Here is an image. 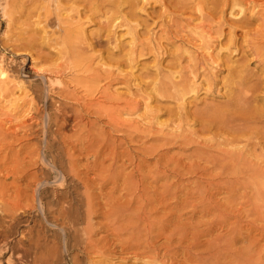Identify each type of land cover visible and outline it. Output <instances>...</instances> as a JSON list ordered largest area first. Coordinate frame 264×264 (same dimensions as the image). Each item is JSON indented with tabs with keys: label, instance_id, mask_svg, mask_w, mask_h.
Listing matches in <instances>:
<instances>
[{
	"label": "bare ground",
	"instance_id": "1",
	"mask_svg": "<svg viewBox=\"0 0 264 264\" xmlns=\"http://www.w3.org/2000/svg\"><path fill=\"white\" fill-rule=\"evenodd\" d=\"M41 1H43V0H41ZM139 1H142L141 3L144 4V3H149L150 0H44L43 2H40V0H27L28 5H29V9L25 13V16H24V15H22L24 13V10L22 9V11H20L19 9H16V7L21 6V7H19L20 9L21 8H24L25 1L24 2L23 1L22 2H19L17 0H0V8L2 10L1 12L3 14V18H5V19L8 18L9 21L19 20V23L21 22V24H19V25H21V26H22V22H23V20H21V16H24V17L27 18L28 16L31 17L32 14H34V13L37 12V15L38 14L39 15L42 14V17L43 18L41 16L40 17L43 19V21L45 23H49L48 22L49 19L52 18L51 15L52 14L55 15L54 17L56 19V27H57V29H55L56 28L55 26L53 28L54 30L53 29H50L49 28L50 26L52 27L53 25H55V22H54V24H53V21H52V23L50 22L51 24L49 23L50 26L48 27V29H50L52 31H50V34L47 35L48 40L47 41L46 40L45 41L42 40V41L46 42V44L47 43L50 44V46H51L53 43H58L61 40L58 44H55V45H59L60 46L59 47V51H58V49H56V51L59 52L58 54H61V55L63 54L64 57L67 58V60H65V58H63V56H62V59H64V61L63 60L60 61V62H64V63L66 61L67 66L66 67H63L62 66L63 65L62 63H61L62 65H56L58 63H56V64L53 63L55 65H51L49 63L51 65L50 67L48 66L47 68H42L41 66H38L39 69H36V70L34 69L36 71V73H38L39 75L42 74V75H40V76H42V81H43V78H46V80L44 79L45 81H43L46 84V86H45L44 83H43V85L46 87V92H45V88H44V92L46 94L45 96L48 95L47 94L48 93L47 92L48 87L55 85V86L58 87V89L56 91H57V94L59 95V97H63V98H66L68 100H71V104H72V101L76 102L77 103V106H79V107H77V110H79V109L81 111L83 109H85V110L86 109L92 110L93 112H91V113H93V115L94 114L99 115V114H101V112H103L104 114H107L106 117H108V119H107L108 121H106V123H104V124H107L108 123L111 126V129L114 130V132H118V131H121V130H123V131L126 130V131H124V132H126V134L128 133V131L132 132V134L129 133L127 135L124 133L125 134V135L123 134L125 136L124 138H126V136H127V138L130 139L129 141L131 142V144L132 143L133 144L135 143L136 145L137 144L138 145L140 144L137 147H140L138 149H139V151H141V154L142 153L143 154H146V155L149 154V155H151L152 157L155 158V161H153L154 162V164H153L154 167L153 168L152 167L151 168H146V167L149 166V163H148V165L144 166L145 165L144 162H147L146 159H142V160L136 161V157H134L135 155H131L130 152H129V149H128V151H124L123 150V146L124 145L121 144V146H119V149H120V147H122V152L121 153L120 152L118 153V151L115 150V147L116 146L112 148L113 145L111 144L112 146H110V144H108L106 142V144L103 146L104 148H102L101 146L100 147L102 149H104L103 151H108L109 152V156H108L107 153L103 154L105 156H108V158L110 159V161H108L109 164H107V165L104 164L105 157H103V155H102L103 151L100 154H98L99 151H101V148H100V150L97 149L98 150L97 153H96L97 150L94 148L96 151L93 152V149H91L92 150L91 152L96 153V155H98V158L100 157V155H102V158H104V159L102 161V159L100 158L101 159L100 160L101 163H100V161L98 159V162L100 164H97L96 163V161H95L96 159L94 161H92V163H90L91 165L85 163V165L87 164L86 167H85L87 169V171L83 172L81 170V168L78 167L79 166V165H77L78 163L76 162L77 164H75V162H73V159H72L71 155L69 153H67L66 156H67L68 162H67V165H66L65 162H64L66 160H64L63 161L64 162V165L68 166V174H70L73 177L72 179H74L75 182H77L78 184H80L82 188L78 185V189H79V187L81 188L80 190H78L75 186H73L72 187V191H68V192L66 191L68 193V195H66L67 193L65 195H62L63 194L62 192H61L62 194H60L59 192L55 191V192H53V198L51 197L52 200L50 202L48 200V204L46 203V205H45V206H48V207H46V209L49 210L50 213L52 214V215H49L50 217L52 216V219H51L52 221H50V223L52 225L51 224L50 225L52 227L53 226L59 227L60 232L62 233V235L64 237V241H63L64 242V247L67 248V247H74V246H76L78 248V250H77L76 253H73L72 255L71 254L70 255L67 254V260H66L67 263L66 264H109V263H111L110 261L108 263V260H109V258H111V256L109 257L106 254L107 250L111 246H109V243H108V241L106 242V240H105V243L103 242V244L101 245V242L104 239H110L109 236L110 237L112 236V238H111L112 242L110 243V245L116 244V243L119 244L118 246H120V249H118V247L116 248V249H118V251H120L122 253H128V255H130V256L132 255V257H133L134 260H136V261L138 260V262L140 261L142 264H150V263L164 264L165 263V262H163V259L162 258H161L162 260L159 258L160 257L159 256L160 251H156V247L155 246L157 244L156 245L154 244V240L152 238L153 236L151 237V233H152V231H153V233H155V230L157 229L156 230L157 231L156 233L158 235H164V233L166 231L165 230L166 227L164 225L162 226L160 224L157 225L155 223V221H152V220H151V222H148L147 223V219H148V217L150 215L149 216L148 215L147 216L146 215H143L142 216L143 213H141V216H137L136 211L140 207H135L134 206L135 208H132V210H130V211L133 212V214L132 213L131 214H125L124 211H123V209L120 207L121 205L118 206L120 204V196H118V195L116 196V194H115V192L117 190L119 191V188L121 186L123 187V189L125 187H128V189L133 187L132 189H134V187L137 186L138 192H140L139 196L141 195L142 197L141 196L140 197L141 198H144L145 202L143 200L142 201L144 203H147V205H148V203H164V202H166L167 198L168 199L171 198V197H168L169 196L168 194H169V192L171 191L172 188L174 190V192H173V194H174V202L173 203H176V207H177V210L179 212H180L179 207L180 206H183V204L185 205V203H189L188 205L191 206V203L192 204L193 203H196L195 207H196L197 212H198L197 214H199V217H200V218L199 217L198 218L201 219V222H200V220L198 222H200L201 224L202 223H204V224L206 223V225H207V226H205L203 224L204 227H206V228L202 229L200 232H196V233H199V236H200L199 239H201V236L202 237H205V235H209V234H206L209 231H210V233H212L213 230L216 227H222V228L224 227L225 230H226V232L224 233V235L220 239L212 240V239H209L210 236H208V238H206V240L209 239L207 242L206 241L201 242V240L203 238L200 241H198V244L196 243V241H197L198 238H196V240L194 241L195 244H197L196 246H199L198 248H200V252L198 253V258H199V260H202L203 262L206 261L205 264L208 262V259L210 261V259L213 258V257L214 258H217V259H220L221 258L223 260L232 261V262H234V264H236L235 261H237V264H264V110L260 108L261 105H257L256 104V106H254L255 103L253 102V101L256 102L257 100L261 99V97H260L261 96L260 95L261 93H259L260 90L258 91L259 94L256 93L257 92L256 91V92L250 93L249 95H248V92L249 91H247V92L244 91V89H245L244 88V85L249 80H252L251 79V76L253 77V74L252 75L249 74V73L247 74L246 71H245V68H243V66H236L235 65V66H232L231 67L230 65L225 64L226 63V61H225V63H222V64L226 67V71L227 72L226 71L225 72L227 74L225 73L226 76H223L224 77L223 80L220 81V82H222V84H220L221 85V88H224V91L222 92V94L225 96L224 101H222L221 104L218 103L219 104V105L217 104L218 106L208 105L207 103H205V101L204 102L202 101L204 104L202 103V105H201L199 103L201 105V107H199V108L196 107L193 110H190V108H188L189 106L188 107H185V105H186L185 103H184L185 105L183 104V102H184V100H185V98H186L187 95H189V94L191 95V93H192L195 96V94L197 95L198 91L201 89L202 84L201 83H197L196 84V81L195 80L201 79L200 82L202 81V82H204V84H206V87L202 88L203 91H208V92H210L209 90L214 89L218 85V83H219L218 80H216V79H218L216 76L219 73L218 74L212 73L211 70H209V65L212 64V63H214V65H215L216 59H219V61H222V60H220V58H218L220 56V54H222V53L218 52L220 50H218V51L216 50L217 53H215L216 52L215 51L214 52L215 54H213V51H214L213 49L214 48H213L212 37H211L212 34L217 35V38H220V37H224L225 36L226 32L225 33L223 32V28L221 27L222 26L221 23L219 21H217V25L215 27H212L211 25H207V29L206 30H204V26H202V25L199 26L200 28L197 31L199 42H196V43H198V46H197L196 49L191 50V52L193 51V54L192 55H190L191 54V52H190L189 53L190 56H186V57H188L186 64H184V65H182L183 63L181 64V60H183V58H184L185 55H183L184 53L182 54L181 51H183V50L180 49L181 51H179V52H181V53H178V54L176 53L177 55L175 57L174 56H171L172 57V60L170 59L171 61H169V63L166 66H164L167 69V71H168L167 73L168 74L167 75H164V74L159 75L162 72L157 73V75H159V76H157V78H155L156 80L155 79H152V80H154V81H151L153 84L150 83V82L146 83L148 85H149V83L151 84L152 90L155 92L156 95H158V96L160 95V97L161 96L162 97L163 96L164 97L167 96V97H170V98L174 99V101H177V102L180 101V103H182V104H180V106L178 108L175 107V109H177V110H172L173 112L170 111V114L172 113L171 116L168 113L169 114V117H170L169 122L162 123V122H159L158 121L159 123L157 124V121H156V124H154V125H156V126L159 125V127H156L157 129H154L155 126L153 128H152V126H149V123H151L150 121H153V120L155 121V119H153V118H151L153 120H151L149 118L150 121H148V125L147 126H141L142 124L139 123L140 121L138 122L139 124H135L136 122H133L134 124L132 123L133 124L132 125L131 123L126 122L125 120L124 121L122 119L120 120L119 116L122 114L121 111H123L125 109H127V110H129V109L130 110H135V107L137 105H131L132 102L131 103L128 102L130 100L125 101L126 99L121 104L118 100H121V102H122V100H123L122 98L119 99V97L118 98L115 97L112 93H110V92L108 93V91H106L104 89L103 90L100 89L101 82H103V80H106L107 78H109L111 75H114V73L112 74V72H113V71H111L112 69L110 70V67L111 66H108L109 69L107 67H104V68H107L108 70H106V69L103 70V68H101L102 70L101 69H99V70H95L94 69L95 71H93V70H91V68H93V67L90 68L89 66H86V64L84 65V62H85L84 60L87 58V57H85L87 55V53L84 54L85 51H86L85 48H87V49L88 48L93 49L97 45H101L103 43L104 44H106V43L110 44L113 41L112 40V39H114L113 38V35L116 32L114 29L115 28H118V26H122L123 24L124 25L126 24V26L129 24L127 22L128 20L127 19H126L127 21L125 20V16L126 15L132 16L134 14L133 13L134 12V8L136 6H138ZM18 2H19V4H18ZM243 3H245V5L247 3V6H248V4H250L251 6H254L255 3H256V0H168L167 5L166 4L163 5V9H164V13L165 12H168V14H170V15L172 14V17L169 18V21L171 23L175 24L176 23V19H175L176 18V11H185L186 12L187 9H190V12H191V11H193L192 9H193L194 6H198L197 7L198 8L197 10L199 11V15L198 16L203 21H210L213 18L211 15L214 14V13H217V12H220L221 15H223L228 8L230 9L229 10L230 11L229 13H232V12L235 11L237 13V15L238 14L240 15V13H241V14H243L245 16L244 10H240L239 9L240 8V5H242ZM76 4H79L80 6L79 5L76 6ZM205 5L208 6V7H206L208 9V13L207 14L206 13L205 14L203 13L204 6ZM14 6H16V7H14ZM98 6H101V7L108 6V9H106V12L107 13L110 12L111 14L108 15L109 17L105 15V17H107L105 19L106 20L105 23L104 24H101L100 23L101 26L96 30L97 31V33L95 34L96 36L94 35V33L92 34V37H93V35H94V37L92 39H90V40H93L94 39V41L93 42H88L87 43V46H85L84 43H83V41L85 40V38L82 35L83 29L80 28V27L77 29L75 27V25H74L75 24L74 23L75 21L73 23L71 22L72 21L71 19H73L74 17L71 18V19L69 18L71 16L70 13L73 12V11H75V14L76 15L73 14L74 12L72 14L74 16H77L78 19L76 17L75 18H76V21L79 23L80 22L79 10L81 12L82 9L83 10L85 9V10H87L89 12V16H91L92 14L95 13L94 10ZM123 6H125V7L127 6V8H125L126 9L125 12H123ZM237 7H239L238 8L239 11L236 10ZM171 8L173 10H170ZM194 9H196V8H194ZM245 10H246V8H245ZM62 11L64 13H66V16H67V13H69V16H67L68 19L66 17L63 18V19L66 18L67 19V20L65 19L66 21H64L63 19H61L62 17L60 18V16L62 15L60 12H62ZM95 11L97 13V10H95ZM40 12H42V13H40ZM239 15H238V17H239ZM89 16H87V17L89 18ZM87 17L85 18L86 20H87ZM35 18H36V14H35ZM41 18H39V20ZM242 18H245L246 19V17H241V18H238L236 21L237 22H243L244 20H242ZM23 19H25V18H23ZM39 20H37V21H39ZM246 20H248V18ZM247 22H246V24H247ZM249 22H250V20H249ZM12 23H13V21H12ZM34 23H35V21H34ZM39 23H40V21H39ZM39 23L37 22L36 23V26ZM45 23L43 24L44 27H45ZM261 23L262 22L260 21V24ZM205 24H207V23L205 22ZM246 24L245 23L243 25L240 24V26L243 27ZM262 25H263L262 31L261 30H258V29L261 28L260 26H259L260 28H257L256 30L260 31L263 34L264 33V23ZM10 26H12V25H10ZM34 26H35V24H34ZM160 26L163 27L164 24H160ZM8 27H9V25H8ZM44 27H43V29H45ZM229 27H228V29H229ZM13 28H12V30H13ZM17 29H18V27H17ZM34 29H35V27H34ZM34 29H33V31H35ZM40 29H42V28H40ZM48 29H47V31H49ZM232 29H234V28H232ZM9 30H10V28H9ZM162 30H163V28H161V31ZM195 30H196V27H195ZM230 30H231V27H230ZM25 31H27V29ZM130 31H133V30H130ZM227 31H229V30H227ZM247 31L249 32V30H247ZM38 33H40V32H38ZM229 33H230V35H229L230 37L229 38L227 37L228 36L227 34L225 36V37L228 38L226 40L228 42L227 43L226 42H223V43H226L225 45H223L224 46L223 49L224 50H228V51L230 50V48L232 46L236 47V45H237L236 44L237 43L236 42L237 39H235L236 38V35L233 34V31L232 30L229 31ZM251 33L249 32L248 33V36H249V34L251 35ZM253 33H255V32H253ZM14 34H16V33H14ZM43 34H46V32H44ZM55 34H59V35H56L55 36ZM231 34L234 35L235 37L234 36H231ZM16 35H21L20 34V31H19V34H16ZM34 35H35V33H34ZM34 35H30V36L28 35L29 36V39H27L25 37L27 40H26V42L23 40L24 41L23 43H20V42H22L20 40H19L20 42L16 43L15 45H14V41L15 40L11 41L13 44L11 42H9L8 44L11 43V45H10L11 48L9 47V45L7 46V45H4V43H3V45H4V46H2L3 48L7 46V47H9L11 49V51H9V53H8V50L6 49L7 47L5 48L7 51L3 50V52H1V48H2L1 45L2 44L0 45V95L1 94L2 95H6V93L9 95V93L7 92L10 89L9 88V85L13 84L12 81H15V78L13 80H11V76L13 77V76L17 75L18 78L22 79L21 77L23 75L21 77H19V76L21 75L20 74V71H23V68H24V66H21L20 64H19L20 65V68H18L19 67V65H18V67H17L18 69H15V67H13L14 70H13V68L10 67V65H7V66L4 65V66H2V60L6 56L5 54H8V55L9 54H12V55L18 56V53L14 54L15 51H18L21 48H23L25 50L31 48V47H28V46H31L33 43L35 44V42L37 41L36 36H34ZM135 35H136V32H135ZM135 35H133V38H134ZM9 36H10V33H9ZM9 36H8V38H9ZM24 36L25 35H22L20 37L23 38ZM40 36H41V33H40ZM245 36L246 35H244V37ZM256 36H260V33H257L256 35H253V36L251 35L247 39L245 38L244 42L247 44L248 48H244V50L245 49H248V51H244L242 49V52H249L252 55L254 54L259 59L261 57L264 58V48L261 47V45H260L261 42H260V44L258 42H255L256 41V38H255ZM15 37H17V36H14V38ZM20 37H19V39H20ZM58 37H62V38L57 42V38ZM40 38H38L39 41H40ZM43 38H45V37H43ZM237 38H239V36ZM261 38L262 37H260V39ZM10 40H12V39H10ZM134 41H136L135 38H134ZM138 41H140V40H138ZM220 41H221L220 43H222V40H220ZM156 44H154L152 42H148V43H145L144 42L143 43V41L142 42H138V43L135 42V43H133V45L131 44L132 47H130L131 54H129V58H128L129 61H131L133 63L135 61V59L137 58V56H144L145 54L150 53V50H154V49L157 50L158 47L161 48L160 46H158ZM240 44H241V42H240ZM35 45H37V44H35ZM42 46H44V45H42V43H41L38 47L41 49ZM240 47H241V45H240ZM218 48L220 49L219 46L217 47V49ZM32 49H29V50H32ZM34 49H35V47H34ZM36 49H38V48L36 47ZM231 50H233V49H231ZM239 50H241V49H239ZM39 51L40 50H38V52ZM237 51H238V49H237ZM25 52H22L21 51L20 56L21 55H27V54H25ZM38 52L36 54L34 53V55H37ZM176 52H178V51L176 50ZM32 53H30L29 55H31ZM229 53H232V51L229 52ZM89 54H90V52H89ZM240 54H238V56ZM39 55L40 56H43V55L45 56V54L42 55V52H39ZM91 55H90V57H91ZM31 56L33 57V55H31ZM46 56H47V54H46ZM109 56H110V59L109 60H112L113 59L112 57H114L113 53L112 54H109ZM240 56L242 58L244 57L243 54L240 55ZM59 57H61V56H59ZM227 57H229L228 54H227ZM227 57H226V59H227ZM49 58L46 57V59H48V60H49ZM121 58H123V57H121ZM237 58H236V60H237ZM6 59H7V57H6ZM12 59L9 58V62L7 61L8 64L11 63V62H13ZM23 59H24V57H23ZM86 60H88V59H86ZM90 60L92 61V59H90ZM114 60H115V58H114ZM239 60L242 61V59H239ZM246 60H247V58H246ZM118 61H120V60L118 59ZM183 61H185V60H183ZM234 61H235V59H234ZM238 61H237V63H239ZM243 61H245V57H244ZM248 61L249 60H247V62ZM24 62L25 61H23V63ZM44 62H46V61H44ZM88 62H87V64H88ZM114 62H113V65H114ZM227 62H228V59H227ZM247 62H245V63H247ZM23 63L21 62V64H23ZM118 63H121V62H117V64ZM229 63H231V62H229ZM237 63L235 62V64H237ZM122 64H123V62H122ZM241 64H243V62H241ZM34 65L37 66L36 64H34ZM34 65H33V67H34ZM115 65H116V63H115ZM129 65H127V66H129ZM96 66L98 68L101 65H99V66L96 65ZM96 66H95V68H96ZM224 66H222V67H224ZM245 66L247 67V65H245ZM65 68L67 70L71 71L70 73H73L71 75V77L69 78V80L67 79L68 81L61 80V79L64 78L63 76H62L63 78H56V77H52V78L48 77L47 78V77H45L43 75V73H50V74H53V75L54 74H57V73H62L64 70H66ZM116 68H119V67H116ZM214 70H216V67H215ZM217 71L219 72L220 70L217 69ZM185 72H187V73H185ZM76 73H80V75H83V76H80L79 74H76ZM25 74H28V73H25ZM29 74H30V72H29ZM84 74H87V75L84 76ZM30 75H32V74H30ZM173 76H176L177 79L176 80H173ZM190 77H191V80H190ZM255 77H257V76H255ZM65 79L66 78H64V80ZM115 79H116V77H115ZM115 79H113V80H115ZM28 80H32V79L29 78ZM33 80H35V79L33 78ZM254 80L256 82L258 80V78L254 79ZM107 81H108V79H107ZM252 82H249V85H250V83L252 84ZM20 83H23V82L20 81ZM28 83H30V82H28ZM33 83H35V82H33ZM70 83L72 84V86L76 87V90L80 89L82 91V92L80 91L81 94L83 93V94H85V96H91L92 97V95L94 96L95 94H98L99 100L96 98L97 101L92 102V98L93 97L91 98V101H88L87 97H86L87 101L84 100L82 97H80V95H79L80 93L78 94L79 96L77 95V93L74 90V88L73 89H70L69 88L71 86ZM69 84H70V86H68ZM247 84H246V86H247ZM253 84L257 87V86H259L258 84H260V81H258V84H257V82L256 83H253ZM43 85H42V87H43ZM104 85H106V84H104ZM13 86H15V84ZM16 86H17V84H16ZM149 86H148V88H149ZM10 87H12V86H10ZM101 87H103V86H101ZM218 87H220V86H218ZM250 87H252V86H250ZM28 88L29 87H27V89ZM35 88H33V89H35ZM247 88L249 90V87H246V90H247ZM261 88H263V87H261ZM19 89H21V88H19ZM36 89H38V88H36ZM253 89L254 88H252L251 90H253ZM29 90H30V88H29ZM42 90H43V88H42ZM217 90L219 91L221 89L217 88ZM255 90H258V89H255ZM10 91L11 90H9V92ZM24 91L25 90H23V94H24ZM37 91H35V93ZM40 91L41 90H39V92H38V96H41L42 95V94L39 95ZM32 92H34V91H32ZM25 93H26V91H25ZM29 93H31V92H29ZM151 94L152 93L150 92V95ZM26 95H28V94H26ZM32 95H30V97ZM82 96H84V95H82ZM147 96H148V98H150L149 97V94ZM147 96H145V97H147ZM5 97L8 98V96H5ZM153 97L155 98V95L152 96V98ZM32 98H33V96H32ZM63 98H61V99H63ZM148 98H146V99H148ZM213 98H215V97H213ZM34 99L35 98H33L32 100H34ZM39 99L38 100L35 99L36 102L37 101H40ZM203 99H205V98H203ZM46 100L44 99V101H46ZM149 100H151V99H149ZM64 101H66V100H64ZM185 101H187V100H185ZM28 102H27L28 105L30 103H32V102H30V103H28ZM50 102H51V100H50ZM59 102H61V101H59ZM177 102H176V104H177ZM39 103L40 102H38V104ZM44 103H46V102H44ZM52 103L53 102H51L50 104H52ZM144 103H146V102H144ZM186 103H188V102H186ZM133 104H134V101H133ZM138 104H139V102H138ZM62 105H64V104H62ZM62 105H60V107L61 108H64ZM67 105H68V103L67 104L65 103V106H67ZM257 106H260V107H257ZM29 107H30V105H29ZM46 107H47V105H46ZM60 107L58 106L57 108H60ZM33 108H34V106H33ZM42 108H40V109H42ZM47 108H49V107H47ZM75 108H73V109H75ZM27 109H28V107H27ZM36 109L38 110L39 107L36 108ZM33 110H35V109H33ZM59 110H61V109H59ZM7 111H8V109H7ZM53 111L56 112L55 110H53ZM71 111H72V109H71ZM26 112L23 111V113H26ZM120 112H121V114H120ZM88 113H90V112H88ZM72 114L73 113H71L69 115H72ZM75 115H76V113H75ZM78 115H79V112H78ZM24 116H26V115H24ZM62 116H64V115H62ZM151 116H152V114H151ZM151 116H149V117H151ZM26 117H28V115ZM37 117L38 116H36V118ZM76 117H77V115H76ZM81 117L82 116L80 114V118ZM99 117L101 118L102 116L99 115ZM43 118H44V116H43ZM53 119H55V118H53ZM81 119H83V118H81ZM190 119L193 120V121L191 120L192 122H196L198 124V128H199V129H197L198 131H201V132H204V133L209 134V137L208 138H205V139H203L204 137H201L202 139H199V138L198 139H194V136L193 135H190V133H189L190 131L187 132L190 129L189 125H187L189 128H184L185 127L184 124H188V121ZM4 120L2 119V121H4ZM76 120H77V118H76ZM37 121H38V118H37ZM63 121H64V119H63ZM191 121H190V123H191ZM0 122H1V120H0ZM26 122L27 121H25V123ZM62 122H60V123L62 124ZM64 122H67V121H64ZM84 122L85 121H82V123H84ZM91 122H93V121H91ZM91 122H89V123L90 124H94V126H95V123L96 122L95 123H91ZM25 123H23V121H22L21 124L23 125ZM28 123L30 124V122H28ZM76 123H77V121H76ZM82 123H81V126H82ZM196 123H195V125H196ZM1 124H2V122H1ZM64 124H67V123H64ZM44 125H45V123H44ZM62 125H59V126H56V127H58V129H60V128H62ZM83 125H85V124H83ZM152 125H153V123H152ZM170 125H171V128H168V127H170ZM3 126H4V124H3ZM30 126H27V127H30ZM39 126H40V124H39ZM190 126H192V125L190 124ZM24 127H26V125H24ZM42 127H44V126H42ZM102 127H103V130H104V126H102ZM32 128H34V127H32ZM65 128L66 127L62 128V129H65ZM108 128H110V127H108ZM1 129H2V127H0V131H1ZM47 129H49V128H47ZM58 129L56 128V131ZM71 129H72V127H71ZM73 129H76V127H73ZM82 129H83V127H82ZM25 130H27V129H25ZM78 130H80V129L78 128ZM83 130H84L83 132H88L89 129L87 131H85V129H83ZM106 130H107V128H106ZM29 131H31V129ZM40 131H41V129H40ZM76 131H77V129H76ZM192 131H194V129ZM51 132H52V130H51ZM101 132H103V131H101ZM107 132H108V130H107ZM2 133H5V132H2ZM2 133H1V135H2ZM12 133H11V135H9V133L7 135H9V137L10 136H14V135H12ZM44 133H45V131H44ZM65 133L66 132L64 130V133L63 134H65ZM108 133H111V132L109 131ZM193 133L195 134V132H193ZM73 134L76 135L77 133L75 132ZM119 134H120V132H119ZM4 135H2V136H4ZM7 135H5V136H7ZM77 135H79V134H77ZM85 135L86 134L83 135L84 138H85ZM95 135H97V134H95ZM104 135H105V132H104ZM198 135L200 136V134H198ZM2 136H0L1 142L3 140L1 138ZM16 136H15V138H16ZM51 136H54V135L51 134ZM65 136H63V137L65 138ZM81 136L82 135H80V137ZM107 136L109 137L110 135L107 134ZM59 137H62V135L59 136ZM76 137L77 136H75V139H76ZM133 137H135V138H133ZM5 138H8V137H5ZM102 138H103V136L101 137V139ZM110 138H112V137H110ZM90 139H91V137H90ZM104 139H105V137H104ZM135 139H138V140H135ZM65 140L66 141L68 140L67 137H66ZM65 140H64V142H65ZM111 140L114 141V138L111 139ZM76 141H77V139H76ZM82 141L83 142H79L78 141V143H81L82 145H84L83 143H85V142H84V140H82ZM96 141H99V138ZM117 141H119V140L117 139ZM122 141H124V140L122 139ZM149 141H151L152 144ZM173 141H174V143L177 142V141H179V142H181L184 145L187 144V145L192 146V148H190L192 150V152L188 153V155L186 156V160L187 161L186 160H183L182 158L180 159V158H177V157H175V158L174 157H172V158H170V157L166 158L165 157L166 154L165 155L162 154L163 152L160 153L161 148H163L164 146L170 144V142L173 143ZM243 141L245 142V144L239 146V144L241 142H243ZM124 142L127 143V139ZM124 142H123V144H125ZM45 143H46V141H45ZM73 143H75V142H73ZM73 143H72V145H73ZM155 143L157 145H154ZM158 143H160V144H158ZM178 143H177V145H178ZM92 144H97V143L94 142ZM92 144H90L87 148L94 147V145L92 146ZM97 145L99 146L100 144H97ZM114 145H117V144H114ZM29 146H26V147L29 148ZM34 146H33V148H34ZM37 146H38V144H37ZM60 146H62V145H60ZM73 146H75V145H73ZM170 146L172 147L171 144H170ZM170 146H169V148H170ZM57 147L59 148V145ZM82 147L83 146H81V148ZM42 148L44 149V147H42ZM83 148H85V147H83ZM22 149H23V147H22ZM22 149L20 148L18 151H21ZM54 149H56V148H54ZM31 150H33V149L31 148ZM47 150H46V152H47ZM50 150H51V148H50ZM58 150H61V148L58 149ZM74 150H73V152H74ZM0 152H1V150H0ZM23 152H30L31 153L33 151H30V149L28 151H25V149H24ZM39 152L40 151H38L37 156H38ZM91 152L90 153L87 152V153L88 154H91ZM5 153H7V152H5ZM17 154H15L16 155V159L18 158V155L19 154H20L19 158H21V153L19 152V154L18 155ZM26 154H24V155H26ZM65 154H66V152H65ZM82 154L85 155V153H82ZM27 155L29 157L30 154H27ZM32 155L33 154L30 155L31 156V159L30 160L33 159L32 158L33 157ZM3 156H0V157L3 158ZM23 156H22V158H25ZM79 156H81V155H79ZM93 156H94V154H93ZM13 157L15 159V156L14 155H13ZM44 157H45V154H44ZM75 157H76V154H75ZM85 157H86V155H85ZM124 157L126 159H123ZM148 157H150V156H148ZM2 158H0V159H2ZM51 158H53V157H51ZM58 158H59V156H58ZM108 158H107V160H108ZM45 159H47V157ZM76 159H77V157H76ZM7 160L10 161L11 159H7ZM7 160H5V161H7ZM15 160H14V162H15ZM17 160H16V163H17ZM22 160H24V159H22ZM25 160H26V158H25ZM30 160L28 159V161H30ZM37 160H38V158H37ZM61 160H59V161H61ZM81 160H83V159H81ZM81 160H80V162H81ZM91 160H93V159H91ZM119 160L121 161V163L120 164H117V162ZM21 161L18 162V164H17L18 167L22 164ZM59 161L57 160V163H59ZM125 161L127 163H125ZM184 161H186V162H184ZM14 162L12 163V164H14L13 165V171L15 169L14 166H16ZM32 162H31L30 165H34V164H36V162H38V164H40L39 161H33L32 160ZM6 163L7 162H5V164ZM19 163H20V165H19ZM23 163H24V161H23ZM55 163L56 162H54L53 160H50V161L48 160V163H46V165H47V167L51 171H54V170L56 171L55 168L57 167L56 166L57 163L56 164ZM60 163H62V162H60ZM82 163H84V161L81 162V164ZM5 164L2 165V166L4 167ZM24 164H22V166ZM44 164L45 163H43V165ZM127 164L128 165H132V164L134 165L132 167L131 171L129 170L130 172L128 171V168H127L128 173H126V170H125L126 169L125 166ZM26 165H27V163H26ZM36 165H34V166L36 167ZM27 166L25 168L28 169L29 167H27ZM59 166L62 168L63 165L62 166L59 165ZM18 167L16 166V169ZM20 168H22V167L20 166ZM25 168L23 166V169L24 170H25ZM85 168H82V169H85ZM23 169H21V170H23ZM62 169L64 170V172H62L63 171ZM62 169H60L62 171L60 172L59 178L56 177V179L54 181H49V177L50 176H48V175H45L44 176L43 174H40V176H39L38 175V172H34V170L31 173H28L27 172L26 174H24L25 176H27V179H26V181H23V180L22 181L23 182H26V183H24V185H26L27 187H29L28 185L31 182H35V183L37 182V185L36 186H38V189L40 188L39 190H41V192L50 183H54V185L55 184H59V185H57L58 187H55L56 189L59 188V187L62 188L64 186V182H62V181L64 180V176L63 175L65 173V169L64 168H62ZM4 170H5V168H4ZM17 170H20V169H17ZM58 170L59 169H57V171ZM89 170H91V171H94V170L96 171L97 170L98 175L96 177H92V176L91 177H88V171ZM40 171H44V169H42ZM45 171H47V170H45ZM124 171H125L126 174L124 173ZM17 172L15 170L14 171V174H16ZM183 172H185V173H183ZM19 173H20V171H19ZM95 173H93L92 175H94ZM171 173L174 174L173 175L174 180H173L172 177L171 178L169 177V175ZM186 173L187 174H192V176H193V173L194 174H197V178L193 182V184L196 187V189L194 190V192H193V189H192L191 192L189 190L190 194L191 193L192 194L189 195V193H188L189 196L187 198L185 197L183 199L182 198V195H181L182 190H183V188H185L186 190L188 189V186H187V188L185 187L186 186L185 184L187 183V181L184 184L183 183V179H182V175H185ZM45 174H47V173L45 172ZM66 174H67V172H66ZM20 175H18V176L19 177H21V176L23 177V175H21V176ZM183 177H185V176H183ZM194 178H188V179H192L193 180ZM19 179H21V178H19ZM169 179H171L172 181H170ZM24 180H25V178H24ZM27 180H28V182H27ZM51 180H52V178H51ZM161 180L162 181L164 180V182H161ZM189 183L190 182H188L187 184H189ZM67 186H70V185H67ZM26 188L24 190L22 188V191H24V193H25ZM29 188H31V187H29ZM29 188H27V189L29 190ZM60 188H59V190H60ZM67 188H65V189H67ZM106 188L108 189V191L106 190ZM46 190H48V188ZM69 190H71V189H69ZM31 191L29 193H28V191H26V193H28L30 195H33ZM187 192H188V190H187ZM26 193H25V195L23 194L24 197L26 196ZM35 193H37V192H35ZM44 193H46V191ZM129 193H131V192H129ZM184 193L185 192H183V194ZM2 194L3 193L1 192L0 198L2 197V199H3L4 196H2ZM132 194H134V193H131V195H129V196H131L130 199L127 197L129 199V202H131L133 200V195ZM218 194H221V195L223 194L222 196H218L219 198L222 197V201L220 200L221 198L219 199L217 197ZM34 195H37V194H34ZM40 195H43V193L40 194ZM51 196H52V194H51ZM30 197H33V196H27V200H29ZM51 198H49V199H51ZM39 200H40V198H39ZM39 200H37V201H39ZM31 201L29 203H31ZM140 201L141 200H139V202ZM7 202L8 201H6V203ZM25 202H26V200H25ZM50 203H52V204L54 203L53 208L49 207V206L52 205V204L50 205ZM73 203L74 204L75 203H78V204H77V206H74ZM166 203H168V201ZM181 203H183V204L181 205ZM38 204L41 206V209H39V210H42V211H45L46 210L45 207L43 206V203H40V202L38 203L37 202V205ZM136 204L138 205L137 202H136ZM31 205H32V203H31ZM134 205H135V203H134ZM20 206L23 207V210H25L24 209V206H28V204L27 205L24 204L23 206L22 205H20ZM132 206H133V204H132ZM172 206H174V205L172 204ZM11 207H12V205H11ZM186 207H188V206H186ZM5 208H7V207H5ZM27 208L28 207H26V209ZM136 208H138V209L136 211H133V209L135 210ZM167 208H168V206H167ZM181 208L184 209V207H181ZM159 209H161V208H159ZM174 209H173V211H174ZM9 210H11V208L8 209L7 211H9ZM161 210H163V209H161ZM152 211H153V209H152ZM152 211H150V212L152 213ZM163 211H165V210H163ZM194 211H196V210H194ZM24 212L25 211H23V213ZM48 212H47V214H48ZM134 212H135V214H134ZM159 212H156V213L159 214ZM39 213H41V211ZM98 213H100L102 215L103 222L101 223L98 220V222H97L98 224L97 223L94 224L92 222V218L94 217L93 215H95V214L99 215ZM138 213L140 214V212H138ZM156 213H155V215H156ZM163 213H165V212H163ZM163 213H162V215H163ZM8 214H9L10 220H15L16 217H17L16 216L17 214L15 215V214H13V212H9ZM32 214H34V212L31 213V215ZM47 214H46V211H45V214L44 215H47ZM181 214H184V212L181 213ZM36 215H37V211H36ZM41 215H42V213H41ZM162 215L160 213L158 215V217L159 216H162ZM191 215H192V213H191ZM34 216H35V214H34ZM91 216H93V217H91ZM151 216H152V214H151ZM171 216H172V214H171ZM184 216H186V215H184ZM158 217H156V218H158ZM175 217H177V215ZM179 217H180V214L178 213L177 223H175L177 225L176 226L177 228L175 227L176 228L175 230H178V231H176L177 232V235L176 236H178L179 234H181L180 231H182V230H180V226H181V223H183V222H181L183 219L180 221V219L178 220ZM207 217H210V218L208 219ZM241 217H245V219H247V220H245V219L242 220ZM46 218H48V216ZM181 218H183L182 215H181ZM204 218H205V220H203ZM206 218L208 219V221L206 220ZM232 218H234L233 221H231ZM240 218L242 220V224H243V222L246 221L244 223L247 226V228H246L247 232L246 233L244 232V230L242 231L243 228L245 229V226L244 227H238L237 226V224L241 221ZM32 219L36 220V218H32ZM149 219H150V217H149ZM40 220H41V218H40ZM196 220H197V218L195 219V221ZM42 221L43 220H41V222ZM94 221H97V220H94ZM175 221H176V219H175ZM175 221H173V222H175ZM184 221H185V219H184ZM34 222H38V221H33V223ZM163 222H164V220H163ZM30 223H32V222H30ZM39 223H40V221H39ZM39 223H38V225H39L40 228L35 227L37 225L33 226V225L30 224L31 227L33 226L36 229L35 230V236H34L35 238H33V236H32V234H33L32 233L33 232L32 229H27L26 232L23 231V232H25L24 235L27 236V238H25V240L27 239L28 240V243H33L34 250H32V251H30L32 249L31 248L32 246L31 247L26 246L25 242L23 244V241H22V243L20 244L19 247L11 246L10 245V242H5L6 237H4V235H3V243L6 246V248H8V250H9V256H8V258L6 260V263L7 264H50V261H49L50 258L48 259V256H47V249H48V245L47 244H48V242H46L47 243L46 244L45 241H44V239L42 238L44 235H41V234H42V232H44V230L42 232L40 231V229H41V226H40L41 223L40 224ZM186 223H184L185 225L183 224L184 228H187V227H185V226H187ZM258 223H260V224H258ZM96 224L98 226L100 225L101 228H104V231H105L104 234L105 235L102 236L103 235L102 234L101 235V238H97V237L95 238L94 237V235H95L94 233H95L96 228H97ZM146 224L148 225L147 227L145 226ZM187 224L189 226V223H187ZM190 224H193L195 228L197 227V226H195L196 224H194V220ZM142 225H144V226H142ZM168 225H170V224H168ZM95 226H96V228H95ZM191 226H189V227L191 228ZM202 226H200V227L202 228ZM171 227H174V226H171ZM181 228H182V226H181ZM192 228H193V226H192ZM55 230H56V228H55ZM167 230H169V227H168ZM188 230H190V229H188ZM48 231H49V229H48ZM52 231H53V229H52ZM215 231H216V229H215ZM186 232H187V229H186ZM190 232H191V230H190ZM51 233H53V232H51ZM148 234H149V236H148ZM189 234H191L190 236L193 235L192 233H189ZM98 235L100 236L99 233H98ZM158 235H156V237H159ZM182 235H184V234H181V236ZM6 236H7V234H6ZM187 236H189V235H187ZM194 236H196V234H194ZM176 238L177 239H180L181 237L180 238L176 237ZM192 238H193V236H192ZM192 238H190V241L192 240ZM154 239H155V236H154ZM187 239H189V238H187ZM27 240H26V242H27ZM71 240L73 241V243L70 242ZM60 241H62V240L60 239ZM187 241H186L188 243L187 245H189L190 244V241L189 240H187ZM63 242H62L61 245H63ZM182 242H185V240L183 239ZM238 242H241L243 244L246 243V245L241 244L242 247H240V245L237 244ZM56 243L57 242H55V244ZM167 243H169V242L167 241ZM235 243L238 245L239 248L235 249V247H233V245ZM106 244L108 245V247H106ZM99 245H101V246H99ZM160 245H161V243H160ZM182 245H184V243ZM173 246L175 248V245H173ZM186 246H182V247H185L186 248ZM193 246H194L195 249L197 248V247H195L194 243H193ZM193 246H189L190 249ZM202 246L205 247V248L203 249ZM56 247L59 248L60 246H56ZM51 248H53V247H51ZM55 248H53V249H54L55 252H57ZM114 248L115 247H113V249ZM194 248H192V251H193ZM53 249H52V251H53ZM178 249H180L179 246L176 249V252H177ZM195 249H194V251H195ZM185 250H187V249H185ZM54 251H53V253L48 254V255H51V257H52V255L55 256V252ZM90 251H92V253H90V255L93 254V255L96 256V254L99 253L97 255H98V257H100L102 259V261L101 260L98 261L99 259L98 260H93L92 257H91L92 255L91 256H88ZM161 252H162V250H161ZM172 252L173 251H171V250H165L164 249V251L162 253H163V256L165 257L166 255H169V256L172 255V254H170ZM184 252L187 253L186 251H184ZM128 255H126V257ZM45 256H47V257H45ZM82 256H84L83 258H85V261L82 259ZM112 256H113V254H112ZM114 256H116V255H114ZM196 256H197V253H196ZM126 257L125 258H122V259L125 260ZM180 257H181V251H180ZM193 257H195V256H193ZM94 258H96V257H94ZM118 258H120V256L117 257L116 259H118ZM127 258H130V257H127ZM189 258H190V255H189ZM198 258L195 257V259H197V260H198ZM53 259L55 260V257ZM164 259L166 260V258H164ZM178 260H180V259H178ZM106 261H107V263H106ZM113 261H112V263H113ZM172 261H173V258H172ZM52 262L53 261L51 260V264H52ZM215 262L217 263V260ZM59 263H61V262H59ZM119 263H121V262H118V264ZM170 263H171V261H170ZM212 263L213 262H211V264ZM218 263H219V261H218ZM199 264H201V263L199 262Z\"/></svg>",
	"mask_w": 264,
	"mask_h": 264
},
{
	"label": "rangeland",
	"instance_id": "2",
	"mask_svg": "<svg viewBox=\"0 0 264 264\" xmlns=\"http://www.w3.org/2000/svg\"><path fill=\"white\" fill-rule=\"evenodd\" d=\"M17 1H19V2H24L25 1V4H24V8H19V7H21V6H18V7H16V6H14V7H16V9H19L20 11H22V9L24 10V13L22 14V15H24L25 16V13L28 11V9H29V5H28V2H27V0H17ZM44 1V0H43ZM43 1H41L40 0V2H43ZM19 2H18V4H19ZM142 1H139V4H138V6H136L135 8H134V14L132 15V16H128V15H126L125 16V20L129 23L127 26H126V24L124 25H122V26H118V28H115L114 30L116 31L115 32V34L113 35V38L115 39H112L113 41L110 43V44H108V43H106V44H101V45H97L96 47H94L93 49H91V48H85L86 49V51H85V53L84 54H86L87 53V55L85 56V57H87L86 59H88V60H84L83 62H84V65L86 64V66H89L90 68L91 67H93V68H91V70H93V71H95V70H99V69H101V68H103V70H108L109 68H108V66H111L110 67V70L111 71H113L112 72V74L114 73V75H111L109 78H107L108 79V81H107V79L106 80H103V82H101V84H100V89L101 90H106V91H108V93L110 92V93H112L115 97H119V99H123L122 100V102H121V100H118L121 104L123 103V101L125 100V101H128V100H130V101H128V102H132V104L131 105H137L136 107H135V110H127V109H125V110H123V111H121L122 112V114H121V112H120V116H119V118H120V120L122 119L123 121L125 120L126 122H128V123H133V122H136L135 124H139V123H141L140 125L141 126H147L148 125V121H150V119L151 118H153V119H155V121L153 120V119H151V120H153V121H150L151 123H149V126H152V128L154 127V129H157L156 127H159V125H154V124H156V121H157V124L159 123V122H162V123H167V122H169V120H170V117H169V114H170V111H172V110H177V109H175V107L176 108H178L179 106H180V104H182V103H180V101L179 102H177V101H174V99H172V98H170V97H167V96H161L160 97V95L158 96V95H156L155 94V92L152 90V86H151V84L150 83H152L151 81H154V80H152V79H155V78H157V76H159V75H162V74H164V75H167L168 73V71H167V69L164 67V66H166L168 63H169V61H171L172 60V57L171 56H176L178 53H181L182 52V54L183 55H185L184 56V58H183V60H185V61H183V60H181V64L182 65H184V64H186V62H187V59H188V57H186V56H190V55H192L193 54V51L191 52V50H194V49H196L197 48V46H198V43H196V42H199V40H198V33H197V31H198V29L200 28L199 26H204V30H206L207 29V25H211L212 27H215L216 25H217V21H219L220 23H221V27L223 28V32L225 33L226 32V34L228 35L227 37L229 38L230 36V33H229V31H233V34L234 35H236V38L235 39H237L236 40V47H234V46H232L231 48H230V50L231 49H233V50H231L232 51V53H229V52H231L230 50L228 51V50H224L223 48H224V46L223 45H225L228 41H226L228 38L227 37H225L226 36V34H225V36L224 37H220V38H217V35H215V34H212L211 35V37H212V44H213V54H215V53H217V51L218 50H220V51H218V52H220V53H222V54H220V56L218 57V58H220V60H222V61H219V59H216V63H215V65H214V63H212V64H210L209 65V70H211V72L212 73H216V74H218L216 77L218 78V79H216V80H218V85L214 88V89H212V90H209L210 92H208V91H203V89L202 88H204V87H206V84H204V82H200V80L201 79H198V80H195L196 81V84L197 83H201L202 84V87H201V89L198 91V93H197V95L195 94V96H194V94H192L191 93V95L189 94V95H187L186 96V98H185V100H187V101H185L184 100V102H183V104L185 105V107H188V108H190V110H193L194 108H196V107H201V105H202V103L205 101V103H207L208 105H215V106H218L219 104H221V102L222 101H224V98H225V96L222 94V92L224 91V88H221V85L220 84H222V82H220L221 80H223V76H226V67L222 64V63H225V61H226V63L225 64H228V65H230L231 67L232 66H243V68H245V71H246V73L248 74H253V77L251 76V79L252 80H249L246 84H247V86H246V84L244 85V91L245 92H247V91H249L248 92V95L250 94V93H252V92H256V93H258V91H259V93H261L260 95V97H261V99H259V100H257L256 102L255 101H253L252 103L254 104V106H256V104L257 105H261V107L260 106H257V107H260L261 109H263L264 110V58H257L254 54L252 55L251 53H249V52H242V49L244 50V48H248V46H247V44L244 42V40H245V38L247 39V38H249V36H253V35H256L257 33H260V36H256L255 38H256V41L255 42H258L259 44H260V42H261V47H263L264 48V33L262 34L260 31H258V30H261L262 31V29H263V23H264V0H256V3H255V5L254 6H251L250 4H248V6H247V3H246V5H245V3H243L242 5H240V8L239 7H237L236 8V10H238L239 11V9L240 10H244V14H245V16L243 15V14H241L240 13V15H239V17H238V15H237V13L234 11V12H232V13H229L230 11V9L228 8L227 10H226V12L223 14V15H221V13L220 12H217V13H214V14H212L211 16L213 17L210 21H203L201 18H199V11L197 10L198 8V6H194L193 7V11H191L190 12V9H187L186 10V12L185 11H176V23L175 24H173V23H171L170 21H169V18H171L172 17V14L170 15V14H168V12H165L164 13V9H163V5L164 4H166L167 5V3H168V0H150L149 1V3H144V4H142L141 3ZM38 3V2H37ZM77 5H79V4H76V6ZM80 6V5H79ZM242 6V7H241ZM206 7H208V6H204V11H203V13L205 14H207L208 13V9L206 8ZM253 7V8H252ZM125 8H127V6L125 7V6H123V12H125L126 11V9ZM194 8H196V9H194ZM239 8V9H238ZM245 8H246V10H245ZM106 9H108V6H104V7H101V6H98L97 8H95V10H97V13H96V11L94 10V14H92L91 16H89V12L87 11V10H81V12H80V10H79V18H80V22L78 23L77 21H76V18H77V16H74V15H76L75 14V11H73V12H71L70 13V19L71 18H73V19H71L72 21V23L74 22L75 24V27L78 29L79 27L80 28H82L83 29V33H82V35L84 36V38H85V40L83 41V43H84V45L85 46H87V43L88 42H93L94 41V39L93 40H90V39H92L93 37H94V35L97 33V29L101 26V24H104L105 23V19L107 18V17H105V15L106 16H108L109 14H111L110 12H106ZM170 10H173L172 8L170 9ZM2 10H1V8H0V45H1V47L2 46H4V45H9V47L11 48V41H13V40H15L14 41V45L16 44V43H18V42H20V41H22V42H20V43H23L24 41L26 42V40L27 39H29V36L30 35H34V33H35V35L34 36H36V39H37V41L35 42V44H37V45H35L34 43L31 45V46H28V47H31V48H29V49H32V50H29V49H23V48H21L20 50H18V51H15L14 52V54H16V53H18V56H15V55H12V54H5L6 56L4 57V59L2 60V66H7V65H10V67L11 68H13V67H15V69H18V68H20V65L21 66H24V68H23V71H20V76L19 77H21L22 75V79H20V78H18V76L17 75H15V76H11V80H13L14 78H15V81H12V83L13 84H11V85H9V90H11L10 92H9V90L7 91L8 93H9V95L6 93V95H0V120H1V122H2V124H1V122H0V127H2V129H1V133L2 132H7L6 134L5 133H2V135H7L8 133H9V135H11V133H12V135H14V136H10L9 137V135H7V136H5V137H8V138H5L4 136H2L1 135V133H0V136H2L1 138L3 139L2 140V142H1V139H0V150H1V154H0V156H3L4 154V156H3V158L2 157H0V158H2V159H0V194H1V192L3 193L2 194V196H4L3 197V199H2V197L0 198V264H7L6 263V260H7V258H8V256H9V250H8V248H6V246L4 245V243H3V235H4V237H6V239H5V242H10V245L11 246H14V247H19L20 246V244L22 243V241H23V244H24V242H25V244H26V246H29V247H31L32 249L30 250V251H32V250H34V246H33V243H28V240H27V242H26V240H25V238H27V236H25L24 235V233L26 232V230L27 229H32V236H33V238H35L34 236H35V227H38V228H40L39 227V225H38V223H39V221H40V223H41V229H40V231L42 232L43 230H44V232H42V234L41 235H44L42 238L44 239V241H45V243L46 242H48V249H47V256H48V259L50 258L53 262H52V264L54 263V264H66L67 262H66V260H67V254H73V253H76L77 252V250H78V248L76 247V246H74V247H64V237H63V235H62V233L60 232V229H59V227H55V226H51L52 224L50 223V221H52L51 219H52V216L50 217L49 215H52L51 213H50V211L49 210H47L46 209V207H48V206H45L46 205V203L48 204V200H49V202L52 200V198H53V192H55V191H57V192H59L60 194H62V195H65L68 191H72V187L73 186H75L77 189H78V185L81 187V185L80 184H78L77 182H75L74 181V179H72L73 177L70 175V174H68V166H66L67 165V162H68V160H67V153H69L70 155H71V157H72V159H73V162H75V164H77V165H79L78 167H80L81 168V170L83 171V172H85V171H87V169L85 168L86 167V165L87 164H89V165H91L90 163H92V161H94L95 159V161H96V163L97 164H100L101 163V159H102V161H103V159L104 158H102V155L103 154H105V153H107L108 154V156H109V152L108 151H103L104 149H102V148H104L103 146L106 144V142L108 143V144H110V146H112V148L113 147H115V150L116 151H118V153L120 152H122V147H120V149H119V146H121V144L122 145H124L123 146V150L124 151H128V149H129V152H130V154L131 155H135L134 157H136V161H138V160H142V159H146L147 160V162H144V166H146V165H148V163H149V166L148 167H146V168H153L154 166H153V164H154V162L153 161H155V158L154 157H152L151 155H146V154H141V151H139V149L138 148H140V147H137V146H139L138 144L136 145L135 143L132 145L131 144V142L129 141L130 139L129 138H127V136H126V138H124L125 136V134H126V132H124V131H126V130H121V131H118V132H114V130L113 129H111V126L107 123V124H104V123H106V121H108L107 119H108V117H106L107 116V114H104L103 112H101V114H99V115H101L102 117L100 118L99 117V115H96V114H94L93 115V113H91V112H93L92 110H88V109H83L81 112L79 111V110H77V107H79V106H77V103L76 102H74V101H72V104H71V100H68V99H66V98H63V97H59V95L57 94V89H58V87L57 86H55V85H53V86H49L48 87V90H47V96H45L46 94H45V92H46V84H45V82H43V81H45L46 80V78H43V81H42V76H40V75H42V74H38V73H36V69H39V67L38 66H41L42 68H47L48 66L50 67L51 65H55L56 63H58V64H56V65H62L63 67H66L67 66V64H66V61H65V63L64 62H60V61H64V59H62V56H63V58H65V60H67V58L66 57H64V55L62 54H58L59 52V45H55V44H58L61 40V38L62 37H58L57 38V42L58 43H53L51 46H50V44H46V42H44L45 40L47 41L48 40V38H47V35L48 34H50V31H52V30H50V29H53L54 28V26L56 27V19H55V15H51V19H49V23L51 22L52 23V21H53V24H54V22H55V25H53L52 27L50 26V24L49 23H45L44 21H43V17H42V14L41 15H37V12L36 13H34V14H32L31 15V17H24V16H21V20H23V22H22V26L21 25H19V24H21V22L19 23V20H12L13 21V23H12V21H9L8 20V18L7 19H5V18H3V14H2V12H1ZM40 13H42V12H40ZM62 15L60 16V18L61 19H63L64 17H66L67 19H68V17L67 16H69V13H67V16H66V13H64L63 11L62 12H60ZM74 15H73V14ZM106 13V14H105ZM35 14H36V18H35ZM64 14V15H63ZM235 14V15H234ZM242 15V16H241ZM39 16V17H38ZM42 18H41V17ZM87 16H89V18L87 17ZM249 16V17H248ZM54 17V18H53ZM76 17V18H75ZM87 17V20L85 19ZM109 17V16H108ZM241 18V17H246V19L248 18V20H246L245 18H242V20H244L243 22L246 24V22L248 21L249 22V20H250V22L248 23L247 22V24L245 25V26H240V24H244L243 22H237L236 20L238 19V18ZM23 18H25V19H23ZM39 18H41L40 20H39ZM65 18V19H66ZM65 19H63L64 21H66ZM78 19V18H77ZM33 20V21H32ZM37 20H39L40 21V23H39V21H37ZM51 20V21H50ZM91 20V21H90ZM215 20V21H214ZM34 21H35V23H34ZM260 21L262 22L261 24H260ZM9 24H8V23ZM16 22V23H15ZM39 23V24H37V26H36V23ZM205 22L207 23V24H205ZM214 22V23H213ZM232 22V23H231ZM237 22V23H236ZM18 23V24H17ZM35 24V26H34V24ZM45 23V27H44V24ZM78 23V24H77ZM81 23V24H80ZM101 23V24H100ZM204 23V24H203ZM209 23V24H208ZM226 23V24H225ZM160 24H164V26L163 27H161L160 26ZM214 26H213V25ZM8 25H9V27H8ZM10 25H12V26H10ZM17 25V26H16ZM19 25V26H18ZM130 25V26H129ZM262 25V26H261ZM24 26V27H23ZM41 26V27H40ZM47 26V27H46ZM50 26V27H49ZM132 26V27H131ZM231 27V30H230V27ZM234 26V27H233ZM261 28H260V27ZM13 28V30H12V28ZM17 27H18V29H17ZM20 27V28H19ZM34 27H35V29H34ZM42 28V29H40V28ZM43 27L46 29H43ZM48 27L50 28V29H48ZM195 27H196V30H195ZM228 27H229V29H228ZM237 27V28H236ZM9 28H10V30H9ZM161 28H163V30L161 31ZM232 28H234V29H232ZM257 28H260V29H258V30H256ZM27 29V31H25ZM33 29L35 30V31H33ZM39 29V30H38ZM47 29L49 30V31H47ZM55 29H57V27L55 28ZM236 29V30H235ZM9 30V31H8ZM22 30V31H21ZM38 30V31H37ZM54 30V29H53ZM130 30H133V31H130ZM175 30V31H174ZM227 30H229V31H227ZM247 30H249V32L251 33V35L249 34V36H248V31ZM256 30V31H255ZM11 31V32H10ZM15 31V32H14ZM19 31H20V34L21 35H16V34H19ZM46 32V34H43L44 32ZM130 31V32H129ZM196 31V32H195ZM38 32H40L41 33V36H40V33H38ZM49 32V33H48ZM129 32V33H128ZM134 32V33H133ZM135 32H136V35H135ZM244 32V33H243ZM253 32H255V33H253ZM9 33H10V36H9ZM12 33V34H11ZM14 33H16V34H14ZM23 33V34H22ZM94 33V35H93V37H92V34ZM171 33V34H170ZM236 33V34H235ZM29 36H28V35ZM13 35V36H12ZM22 35H25L23 38L22 37H20V36H22ZM45 35V36H44ZM56 35H59V34H55V36ZM133 35H135L134 36V38H135V40L136 41H134V38H133ZM234 35H232L231 34V36H234ZM239 36V38H237L238 36ZM244 35H246L245 37H244ZM8 36H9V38L10 39H12V40H10L9 38H8ZM14 36H17V37H15L14 38ZM61 36V35H60ZM96 36V35H95ZM19 37H20V39H19ZM27 39H26V38ZM41 37V38H40ZM43 37H45V38H43ZM235 37V36H234ZM260 37H262L261 39H260ZM38 38H40V41H39V39ZM47 38V39H46ZM196 38V39H195ZM242 38V39H241ZM259 38V39H258ZM10 41H9V40ZM17 39V40H16ZM20 40V41H19ZM24 40V41H23ZM42 40H44V41H42ZM138 40H140V41H138ZM220 40H222V43L223 42H226V43H220L221 41ZM225 40V41H224ZM133 41V42H132ZM143 41V43L145 42V43H148V42H152V43H154V44H156V45H158V46H160L161 48H159L158 47V49L156 50V49H154V50H150V53H148V54H145L144 56H137V58L135 59V61L132 63L131 61H129V54H131V49H130V47H132V45H133V43H135V42H142ZM217 41V42H216ZM6 42V43H5ZM9 42H11L10 44H8ZM44 42V43H43ZM219 42V43H218ZM240 42H241V44H240ZM3 43H4V45H3ZM19 43V44H20ZM42 43V45H44V46H42L41 47V49L38 47L40 44ZM115 43V44H114ZM13 44V43H12ZM132 44V45H131ZM218 44V45H217ZM222 46H221V45ZM243 44V45H242ZM240 45H241V47H240ZM6 46V47H7ZM196 46V47H195ZM220 47V49L218 48L217 49V47ZM2 47L1 48V52H3V50H5V51H7L8 50V53H9V51H11V49L9 48V47ZM34 47H35V49H34ZM36 47L38 48V49H36ZM54 47V48H53ZM58 47V48H57ZM193 47V48H192ZM222 47V48H221ZM7 50H6V49ZM192 48V49H191ZM54 49V50H53ZM56 49H58V51H56ZM180 49H182L183 51H181ZM237 49H238V51H237ZM239 49H241V50H239ZM38 50H40L39 52H42V55L43 54H45V56L43 55V56H40L39 55V52H38ZM90 52V54H89V52ZM176 50L178 51V52H176ZM217 50V51H216ZM238 52H236V51ZM21 51L22 52H25V54H27V55H21L20 56V54H21ZM30 51V52H29ZM33 53H32V52ZM36 51V52H35ZM94 51V52H93ZM96 51V52H95ZM179 51H181V52H179ZM216 51V52H215ZM222 51V52H221ZM240 51V52H239ZM244 51H248V49H245ZM20 52V53H19ZM29 52V53H28ZM38 52V54L37 55H34V53L36 54ZM51 52V53H50ZM175 52V53H174ZM187 52V53H186ZM191 52V54L189 55V53ZM215 52V53H214ZM236 52V53H235ZM242 52V53H241ZM30 53H32L31 55H33V57L31 56V55H29ZM96 53V54H95ZM113 53V55H114V57H112L113 59L112 60H109L110 59V56H109V54H112ZM177 53V54H176ZM226 53V54H225ZM241 53V54H240ZM248 53V54H247ZM46 54H47V56H46ZM49 54V55H48ZM92 54V55H91ZM188 54V55H187ZM227 54H228V56L229 57H227ZM231 54V55H230ZM238 54H240V55H244V57H245V61H243V59H244V57L242 58L240 55L238 56ZM250 54V55H249ZM12 55V56H11ZM90 55H91V57H90ZM224 55V56H223ZM248 57H247V56ZM24 57V59H23V57ZM40 56V57H39ZM59 56H61V57H59ZM116 56V57H115ZM227 57V59H228V62H227V59H226V57ZM255 56V57H254ZM6 57H7V59H6ZM45 57V58H44ZM46 57H50L49 58V60L48 59H46ZM90 57V58H89ZM109 57V58H108ZM121 57H123V58H121ZM223 57V58H222ZM239 59H242V61L241 60H239ZM241 57V58H240ZM9 58L10 59H12L13 60V62H11V63H9L8 64V62H9ZM114 58H115V60H114ZM121 58V59H120ZM230 58V59H229ZM236 58H237V60H236ZM246 58H247V60H249L248 62H247V60H246ZM90 59H92V61L90 60ZM118 59L120 60V61H118ZM171 59V60H170ZM234 59H235V61H234ZM21 60V61H20ZM34 60V61H33ZM43 60V61H42ZM56 62H55V61ZM224 60V61H223ZM239 60V61H238ZM6 61V62H5ZM8 61V62H7ZM20 61V62H19ZM23 61H25L24 63H23ZM44 61H46V62H44ZM48 61V62H47ZM53 61V62H52ZM89 61V62H88ZM91 61V62H90ZM115 61V62H114ZM121 62V63H118L117 64V62ZM219 61V62H218ZM237 61L239 62V63H237ZM21 62L23 63V64H21ZM52 62V63H51ZM87 62H88V64H87ZM102 62V63H101ZM112 62V63H111ZM113 62H114V65H113ZM122 62H123V64H122ZM131 62V63H130ZM229 62H231V63H229ZM235 62L238 64H235ZM241 62H243V64H241ZM245 62H247V63H245ZM6 63V64H5ZM47 65H46V64ZM51 65H50V64ZM53 63H55V64H53ZM62 63V64H61ZM90 63V64H89ZM115 63H116V65H115ZM128 63V64H127ZM233 63V64H232ZM20 64V65H19ZM34 64H36L37 66H35ZM43 64V65H42ZM66 64V65H65ZM130 64V65H129ZM132 64V65H131ZM219 64V65H218ZM240 64V65H239ZM17 65V66H16ZM18 65H19V67H18ZM33 65H34V67H33ZM96 65H101V66H99L98 68H97V66ZM103 65V66H102ZM127 65H129V66H127ZM218 65V66H217ZM221 65V66H220ZM227 65V66H228ZM245 65H247V67L245 66ZM45 66V67H44ZM95 66H96V68H95ZM113 66V67H112ZM119 67V68H116V67ZM221 68H220V67ZM222 66H224V67H222ZM18 67V68H17ZM36 67V68H35ZM40 67V68H41ZM104 67H107V68H104ZM215 67H216V70H214L215 69ZM178 68V67H177ZM247 68V69H246ZM35 69V70H34ZM66 69V68H65ZM95 69V70H94ZM160 69V70H159ZM217 69H219L220 71L218 72L217 71ZM13 70H14V68H13ZM102 70V69H101ZM158 70V71H157ZM35 71V72H34ZM165 71V72H164ZM217 71V72H216ZM226 71V72H225ZM29 72H30V74H32V75H30L29 74ZM71 72V71H69V70H64L62 73H57V74H50V73H43V75L45 76V77H50V78H52V77H56V78H66L65 80H64V78L63 79H61V80H63V81H68L69 80V78L71 77V75L73 74V73H69ZM160 72H162V73H160ZM25 73H28V74H25ZM67 73V74H66ZM157 73H160L159 75H157ZM185 73H187V72H185ZM226 73V74H225ZM46 74V75H45ZM48 74V75H47ZM66 74V75H65ZM76 74H79L80 75V73H76ZM35 75V76H34ZM56 75V76H55ZM61 75V76H60ZM85 75H87V74H84V76ZM116 75V76H115ZM28 76V77H27ZM41 78H40V77ZM63 76V77H62ZM66 76V77H65ZM80 76H83V75H80ZM255 76H257V77H255ZM27 77V78H26ZM115 77H116V79H115ZM10 78V77H9ZM32 79V80H28V79ZM33 78L35 79V80H33ZM256 78H258V80L256 81L257 82V84H258V81H260V84H258L259 86H255L253 83H256L255 82V80L254 79H256ZM260 78V79H259ZM17 79V80H16ZM25 79V80H24ZM39 79V80H38ZM41 79V80H40ZM45 79V80H44ZM68 79V80H67ZM113 79H115V80H113ZM177 79V77L176 76H173V80H176ZM23 80V81H22ZM28 80V81H27ZM112 80V81H111ZM150 80V81H149ZM156 80V79H155ZM190 80H191V77H190ZM20 81L21 82H23V83H20ZM110 81V82H109ZM253 81V82H252ZM28 82H30V83H28ZM33 82H35V83H33ZM107 82V83H106ZM148 82H150L149 83V85L148 84H146V83H148ZM249 82H252V84L250 83V85H249ZM28 83V84H27ZM43 83H44V85H43ZM110 83V84H109ZM15 84V86H16V84H17V86L15 87V86H13ZM19 84V85H18ZM22 84V85H21ZM30 84V85H29ZM71 84V83H70ZM70 84L68 85V86H70ZM103 84V85H102ZM104 84H106V85H104ZM153 84V83H152ZM24 85V86H23ZM32 85V86H31ZM36 85V86H35ZM42 85H43V87H42ZM109 85V86H108ZM249 85V86H248ZM262 85V86H261ZM10 86H12V87H10ZM38 86V87H37ZM101 86H103V87H101ZM106 86V87H105ZM148 86H149V88H148ZM218 86H220V87H218ZM249 87V90H248V88H247V90H246V87ZM250 86H252V87H250ZM254 86V87H253ZM23 87V88H22ZM27 87H29L30 88V90H29V88L27 89ZM38 88V89H36V88ZM41 87V88H40ZM256 87V88H255ZM261 87H263V88H261ZM19 88H21V89H19ZM25 88V89H24ZM33 88H35V89H32ZM42 88H43V90H42ZM44 88H45V92H44ZM70 89H73L74 88V90L76 91V93H77V95L79 94L80 95V97H82L84 100H86L87 101V99H88V101H91V98H92V102H95V101H97V99L99 100V98H98V94H95L94 96L92 95V97L91 96H85V94H81V90L80 89H78V90H76V87H74V86H72V84H71V86L69 87ZM217 88H219V89H221V90H217ZM252 88H254L253 90H251ZM260 88V89H259ZM216 89V90H215ZM255 89H258V90H255ZM263 89V90H262ZM23 90H25L26 91V93H25V91H24V94L26 95V94H28V95H24L23 94ZM29 90V91H28ZM38 90V91H37ZM39 90H41L40 91V93H39V95H41V96H38V92H39ZM50 90V91H49ZM251 90V91H250ZM262 90V91H261ZM32 91H34V92H32ZM35 91H37L36 93H35ZM81 91V92H80ZM152 93L151 95H150V92ZM12 92V93H11ZM29 92H31V93H29ZM42 92V93H41ZM51 92V93H50ZM212 92V93H211ZM219 92V93H218ZM50 93V94H49ZM149 94V97L150 98H148V94ZM207 93V94H206ZM217 93V94H216ZM258 93V94H259ZM33 94V95H32ZM36 94V95H35ZM206 94V95H205ZM30 95H32L33 96V98H35V99H39L40 101H37L36 102V100L34 99V100H32L33 98H32V96L30 97ZM35 95V96H34ZM78 95V96H79ZM82 95H84V96H82ZM155 95V98L153 97L152 98V96H154ZM217 95V96H216ZM221 95V96H220ZM263 95V96H262ZM4 96V97H3ZM5 96H8V98L7 97H5ZM38 96V97H37ZM144 96V97H143ZM145 96H147V97H145ZM193 96V97H192ZM86 97H87V99H86ZM131 97V98H130ZM195 97V98H194ZM213 97H215V98H213ZM26 98V99H25ZM46 100V101H44V99ZM61 98H63L64 100H66V101H64L63 99H61ZM95 98V99H94ZM97 98V99H96ZM146 98H148V99H146ZM188 98V99H187ZM194 98V99H193ZM197 98V99H196ZM201 98V99H200ZM203 98H205V99H203ZM134 99V100H133ZM136 99V100H135ZM140 99V100H139ZM149 99H151V100H149ZM192 99V100H191ZM26 102H25V101ZM29 102H28V101ZM50 100H51V102H53L52 104H50L51 102H50ZM24 101V102H23ZM34 101V102H33ZM59 101H61V102H59ZM133 101H134V104H133ZM137 103H136V102ZM190 101V102H189ZM203 101V102H202ZM4 102V103H3ZM27 102L28 103H30V102H32V103H30L29 105H30V107H29V105L27 104ZM38 102H40L39 104H38ZM44 102H46V103H44ZM63 102V103H62ZM138 102H139V104H138ZM144 102H146V103H144ZM176 102H177V104H176ZM186 102H188V103H186ZM25 103V104H24ZM45 105H44V104ZM64 104V105H62V104ZM65 103L67 104L68 103V105L67 106H65ZM136 103V104H135ZM201 105H200V104ZM211 103V104H210ZM214 103V104H213ZM219 103V104H218ZM4 104V105H3ZM32 104V105H31ZM42 104V105H41ZM204 104V103H203ZM218 104V105H217ZM252 104V105H253ZM2 105V106H1ZM28 105V106H27ZM46 105H47V107H49V108H47L46 107ZM53 105V106H52ZM60 105H62L64 108H61L60 107ZM73 105V106H72ZM139 105V106H138ZM33 106H34V108H33ZM55 106V107H54ZM60 107V108H57V107ZM27 107H28V109H27ZM39 107V109L37 110L36 108H38ZM44 109H43V108ZM54 107V108H53ZM67 109H66V108ZM76 107V108H75ZM138 107V108H137ZM16 110H15V109ZM40 108H42V109H40ZM52 108V109H51ZM73 108H75V109H73ZM7 109H8V111H7ZM33 109H35V110H33ZM59 109H63L62 111L61 110H59ZM71 109H72V111H71ZM30 110V111H29ZM47 110V111H46ZM53 110H55L56 112H54ZM75 110V111H74ZM152 110V111H151ZM23 111H27L26 113H23ZM69 113V114H71V113H73L72 115H69L67 112ZM74 111V112H73ZM90 112V113H88V112ZM126 111V112H125ZM151 111V112H150ZM47 112V113H46ZM78 112H79V115H78ZM153 112V113H152ZM173 112V111H172ZM29 113V114H28ZM44 113V114H43ZM61 113V114H60ZM67 113V114H66ZM75 113H76V115H77V117H76V115H75ZM169 113V114H168ZM7 114V115H6ZM55 114V115H54ZM80 114H81V118H83V119H81L80 118ZM151 114H152V116H151ZM172 114V113H171ZM171 114H170V116H171ZM24 115H28V117H26V116H24ZM32 115V116H31ZM62 115H64V116H62ZM104 115V116H103ZM3 116V117H2ZM36 116H38L37 118H38V121H37V118H36ZM43 116H44V118H43ZM55 116V117H54ZM61 118H60V117ZM149 116H151V117H149ZM6 117V118H5ZM10 117V118H9ZM34 117V118H33ZM64 117V118H63ZM75 117V118H74ZM106 117V118H105ZM145 119H144V118ZM156 117V118H155ZM53 118H55V119H53ZM76 118H77V120H76ZM98 118V119H97ZM138 118V119H137ZM148 118V119H147ZM150 118V119H149ZM2 119L4 120V121H2ZM43 119V120H42ZM63 119H64V121H67V122H64L63 121ZM27 121L26 123H25V121ZM30 120V121H29ZM60 120V121H59ZM101 120V121H100ZM130 120V121H129ZM146 120V121H145ZM192 119H190L189 121H188V124H184L185 125V127L184 128H189L190 127V129L187 131V132H189L190 133V135H193L194 136V139H202L201 137H204L203 139H205V138H208L209 137V134H207V133H204V132H201V131H198L197 129H199L198 128V124L196 123V122H192L191 121ZM22 121H23V123H25V124H21L22 123ZM42 123H41V122ZM56 121V122H55ZM63 121V122H62ZM76 121H77V123H76ZM82 121H85L84 123H82ZM91 121H93V122H91ZM140 121V122H139ZM159 121V122H158ZM190 121H191V123H190ZM28 122H30V124L28 123ZM59 122V123H58ZM60 122H62V124L60 123ZM76 124H75V123ZM89 122H91V123H95V126H94V124H90ZM139 122V123H138ZM146 122V123H145ZM20 125H19V124ZM28 123V124H27ZM44 123H45V125H44ZM57 123V124H56ZM64 123H67V124H64ZM81 123H82V126H81ZM145 123V124H144ZM152 123H153V125H152ZM195 123H196V125H195ZM3 124H4V126H3ZM6 124V125H5ZM34 124V125H33ZM37 124V125H36ZM39 124H40V126H39ZM54 127H52L51 125ZM62 125V128H64V127H66L65 129H62V128H60V129H58V127H56V126H59V125ZM71 124V125H70ZM83 124H85V125H83ZM87 124V125H86ZM97 124V125H96ZM134 124V123H133ZM132 124V125H133ZM190 124L192 125V126H190ZM2 125V126H1ZM22 125V126H21ZM24 125H26V127H24ZM31 125V126H30ZM44 126V127H42V126ZM50 125V126H49ZM187 125H189V127L187 126ZM7 126V127H6ZM27 126H30V127H27ZM38 126V127H37ZM64 126V127H63ZM78 126V127H77ZM85 126V127H84ZM87 126V127H86ZM99 128H98V127ZM102 126H104V130H103V127ZM15 127V128H14ZM17 127V128H16ZM32 127H36L35 129L34 128H32ZM49 128V129H47V128ZM71 127H72V129H71ZM73 127H76V129H77V131H76V129H73ZM82 127H83V129H85V131H87L88 129V132H83L84 130L82 129ZM93 127V128H92ZM108 127H110V128H108ZM192 127V128H191ZM194 127V128H193ZM31 129V131H29L30 129ZM56 128L58 129L57 131H56ZM78 128L81 130H78ZM88 128V129H87ZM96 128V129H95ZM106 128H107V130H108V132L110 131L111 133H108L107 132V130H106ZM168 128H171V125H170V127H168ZM25 129H27V130H25ZM40 129H41V131H40ZM52 130V132H51V130ZM87 129V130H86ZM94 129V130H93ZM101 131H103V132H101ZM110 129V130H109ZM194 129V131H192ZM6 130V131H5ZM54 130V131H53ZM62 130V131H61ZM64 130H65V134H63L64 133ZM96 130V131H95ZM98 130V131H97ZM113 130V131H112ZM187 130V129H186ZM44 131H45V133H44ZM128 131V130H127ZM30 132V133H29ZM50 134H49V133ZM56 132V133H55ZM62 134H61V133ZM77 133V134H79V135H75V134H73V133ZM82 132V133H81ZM91 132V133H90ZM104 132H105V135H104ZM114 132V133H113ZM119 132H120V134H119ZM193 132H195V134L193 133ZM55 133V134H54ZM72 135H71V134ZM103 133V134H102ZM125 133V134H124ZM129 133H131L132 134V132H130V131H128V133L127 134H129ZM31 134V135H30ZM35 134V135H34ZM51 134L52 135H54V136H51ZM84 134H86L85 135V138H84ZM95 134H97V135H95ZM107 134L108 135H110L109 137L107 136ZM124 134V135H123ZM126 134V135H127ZM198 134H200V136L198 135ZM205 136H204V135ZM17 135V136H16ZM62 135V137L63 136H65V138L63 137H59V136H61ZM80 135H82L81 137H80ZM199 137H198V136ZM203 135V136H202ZM208 135V136H207ZM15 136H16V138H15ZM58 136V137H57ZM75 136H77L76 137V139H77V141H76V139H75ZM91 137V139H90V137ZM97 136V137H96ZM100 136V137H99ZM103 136V138L101 139V137ZM114 136V137H113ZM5 139H4V138ZM46 137V138H45ZM57 137V138H56ZM66 137H67V141L65 140L66 139ZM75 139H73V138ZM94 137V138H93ZM104 137H105V139H104ZM110 137H112V138H110ZM196 137V138H195ZM84 140V142L85 143H83L84 145H82L81 143H78V141L79 142H83L82 140ZM98 138H99V141H96V140H98ZM109 138V139H108ZM114 138V141L113 140H111V139H113ZM133 138H135V137H133ZM45 139V140H44ZM96 139V140H95ZM117 139L119 140V141H117ZM122 139L125 141L126 139H127V143L126 142H124V141H122ZM6 142H5V141ZM60 140V141H59ZM64 140H65V142H64ZM74 140V141H73ZM101 140V141H100ZM106 140V141H105ZM135 140H138V139H135ZM45 141H46V143H45ZM52 141V142H51ZM75 142V143H73V142ZM58 142V143H57ZM97 143V144H100L99 146L97 145V144H92V143ZM115 142V143H114ZM123 142L125 143V144H123ZM150 143H151V141H149ZM179 141H177V142H175L174 143V141H173V143L172 142H170V144L172 145V147L170 146V144H168V145H166V146H164L163 148H161V150H160V153L161 152H163L162 154H166V158H168V157H170V158H172V157H177V158H182L183 160H186V156L188 155V153H190V152H192V150L190 149V148H192V146H190V145H187V144H182L181 142H179ZM56 143V144H55ZM72 143H73V145H75V146H73L72 145ZM89 143V144H88ZM103 143V144H102ZM119 143V144H118ZM177 143H178V145H177ZM242 143V144H241ZM240 144H239V146H241V145H243V144H245V142L243 141V142H241ZM36 144V145H35ZM37 144H38V146H37ZM46 144V145H45ZM69 144V145H68ZM90 144H92V146L94 145V147H91V148H87ZM112 144V145H111ZM114 144H117V145H114ZM130 144V145H129ZM149 144V143H148ZM152 144V143H151ZM158 144H160V143H158ZM175 144V145H174ZM22 145V146H21ZM30 145V146H29ZM32 145V146H31ZM35 145V146H34ZM41 145V146H40ZM59 145V148L57 147ZM60 145H62V146H60ZM80 145V146H79ZM135 145V146H134ZM154 145H157L156 143L154 144ZM181 145V146H180ZM26 146H29V148L28 147H26ZM33 146H34V148H33ZM54 146V147H53ZM64 146V147H63ZM79 146V147H78ZM81 146H83V147H85V148H81ZM98 146V147H97ZM102 148H101V147ZM118 146V147H117ZM127 146V147H126ZM133 146V147H132ZM169 146H170V148H169ZM22 149V147H23V149L21 150V151H18L20 148ZM25 147V148H24ZM33 149V150H31V148ZM42 147H44V149L42 148ZM73 147V148H72ZM97 147V148H96ZM130 147V148H129ZM132 147V148H131ZM2 148V149H1ZM11 148V149H10ZM28 148V149H27ZM42 148V149H41ZM48 150H47V149ZM50 148H51V150H50ZM53 148V149H52ZM54 148H56V149H54ZM61 148V150H58V149H60ZM97 150V149H99L100 150V148H101V151H99V153L98 154H100L102 151H103V153H102V155H100V157L98 158V155H96V153L98 152V150L96 151L95 149ZM24 149H25V151H28L29 149H30V151H33V152H23L24 151ZM75 149V150H74ZM82 149V150H81ZM91 149H93V152H95L96 151V153H93V152H91L92 150ZM131 149V150H130ZM43 150V151H42ZM46 150H47V152H46ZM73 150H74V152H73ZM88 150V151H87ZM114 150V151H115ZM121 150V151H120ZM7 152V153H5V152ZM18 151V152H17ZM38 151H40L39 152V154H38V156H37V153H38ZM54 151V152H53ZM56 151V152H55ZM80 151V152H79ZM91 152V154H88V153H90ZM19 154V152L21 153V158H19V156H20V154L18 155L17 153ZM45 152V153H44ZM65 152H66V154H65ZM77 152V153H76ZM85 153V155H86V157H85V155H83L82 153ZM88 152V153H87ZM128 152V153H129ZM33 154L32 156V160L33 161H39V163L40 164H38V162H36V164H34V165H36V167L34 166V165H30L31 164V162H32V160H30L31 159V156L29 155V157H28V155L27 154ZM53 153V154H52ZM65 155H64V154ZM79 153V154H78ZM15 154H17L18 155V160L19 161H21L22 159H24V160H22L21 162H22V164H24L25 162L27 163V165H26V163L23 165L24 166V168L27 166V167H29L28 169L27 168H25V170L23 169V166H22V164L20 165V163H19V165L22 167V168H20V166L18 167V160L16 159V155ZM24 154H26V155H23ZM44 154H45V157H44ZM75 154H76V157H77V159H76V157H75ZM93 154H94V156H93ZM106 154V155H107ZM13 155L15 156V159L17 160V163H16V160L14 159V157H13ZM35 155V156H34ZM42 155V156H41ZM53 155V156H52ZM79 155H81V156H79ZM22 156L23 157H25L26 158V160L28 161V159L30 160V161H26L25 160V158H22ZM58 156H59V158H58ZM108 156H105V155H103V157H105V160H104V164L105 165H107V164H109V162L108 161H110V159L108 158ZM148 156H150V157H148ZM183 156V157H182ZM185 156V157H184ZM6 157V158H5ZM44 157V158H43ZM47 157V159H45ZM51 157H53V158H51ZM63 157V158H62ZM65 157V158H64ZM81 157V158H80ZM37 158H38V160H37ZM50 158V159H49ZM101 158V159H100ZM107 158H108V160H107ZM185 158V159H184ZM7 159H11L10 161H8ZM21 159V160H20ZM36 159V160H35ZM44 159V160H43ZM59 161V160H61V161H59V163H57V160ZM81 159H83V160H81V162H83L84 161V163H82L81 164V162H80V160ZM91 159H93V160H91ZM98 159H99V161H100V163L98 162ZM123 159H126L125 157L123 158ZM3 160V161H2ZM5 160H7V161H5ZM14 160H15V162H14ZM48 160L50 161V160H53L54 162H56L55 164H56V171L54 170V171H51L48 167H47V165H46V163H48ZM64 160H66V161H64ZM23 161H24V163H23ZM44 161V162H43ZM65 162V164L66 165H64V162ZM80 163H79V162ZM187 161V160H186ZM186 161H184V162H186ZM5 162H7L6 164H5ZM15 163V165L18 167L17 169H20V170H17L16 169V166H14L15 167V169H14V171L16 170V174H14V171H13V165L14 164H12V163ZM42 162V163H41ZM60 162H62V163H60ZM77 162V163H76ZM33 163V162H32ZM43 163H45L44 165H43ZM85 163H87L86 165H85ZM121 163V161L119 160L118 162H117V164H120ZM125 163H127L126 161H125ZM137 163V162H136ZM147 163V164H146ZM5 164V166L3 167L2 165H4ZM151 164V165H150ZM59 165H63L62 166V168H64L65 169V173H64V180L62 181V182H64V186L62 187V188H60V190H59V188H55V187H58L57 185H59V184H55L54 185V183H50V184H48L46 187H45V189L44 190H42V192H41V190H39L38 189V186H36L37 185V182L35 183V182H31L28 186L29 187H31V188H29V187H27L26 185H24V183H26V182H23V181H26V179H27V176H25L24 174H26L27 172L28 173H31V172H33V170H34V172H38V175L40 176V174H43L44 176L45 175H48V176H50L49 177V181H54L55 179H56V177L57 178H59V176H60V172L63 170ZM85 165V166H84ZM32 166V167H31ZM34 166V167H33ZM99 166V165H98ZM127 166V167H126ZM125 166V170H126V173H128V171L130 170L131 171V169H132V167L134 166L133 164L132 165H126ZM131 166V167H130ZM8 167V168H7ZM31 167V168H30ZM44 167V168H43ZM59 167V168H58ZM4 168H5V170H4ZM7 168V169H6ZM44 169V171H40V170H42V169ZM79 168V169H80ZM82 168H85V169H82ZM127 168H128V171H127ZM21 169H23V170H21ZM27 169V170H26ZM31 169V170H30ZM57 169H59L58 171H57ZM60 169H62V170H60ZM161 169V168H160ZM45 170H47V171H45ZM162 170V169H161ZM19 171H20V173H19ZM91 170H89L88 171V177H96L97 175H98V172H97V170L95 171H91ZM129 171V172H130ZM13 172V173H12ZM23 172V173H22ZM43 172V173H42ZM45 172L47 173V174H45ZM62 172H64V170L62 171ZM66 172H67V174H66ZM96 172V173H95ZM22 173V174H21ZM50 173V174H49ZM55 173V174H54ZM91 175H90V174ZM93 173H95L94 175H92ZM124 173H125V171H124ZM125 173V174H126ZM183 173H185V172H183ZM23 175V177L21 176V177H19L18 175ZM172 174V175H171ZM170 175H169V177L171 178H173V173H171ZM56 175V176H55ZM68 175V176H67ZM18 176V177H17ZM66 176V177H65ZM183 176H185V177H183ZM199 176V175H198ZM69 177V178H68ZM71 177V178H70ZM195 177V178H194ZM19 178H21V179H19ZM23 178V179H22ZM24 178H25V180H24ZM51 178H52V180H51ZM188 178H194L193 180L192 179H188ZM197 178V174H194L193 173V176H192V174H185V175H182V179H183V183L185 184L186 183V181H187V183L188 182H190L189 184H185L186 186V188H187V186H188V192H187V190L185 189V188H183V190H182V193H181V195H182V198L184 199L185 197L187 198L189 195H191L190 194V192L192 191V189H193V192H194V190L196 189V187L194 186V184H193V182H194V180ZM71 179V180H70ZM20 180V181H19ZM23 180V181H22ZM69 180V181H68ZM170 181H172L171 179H169ZM173 180H174V178H173ZM185 180V181H184ZM191 180V181H190ZM27 182H28V180H27ZM69 182V183H68ZM161 182H164V180L162 181L161 180ZM53 184V185H52ZM77 184V185H76ZM67 185H70V186H67ZM72 185V186H71ZM54 188H53V187ZM27 187V188H29V190L26 188V190H25V193H26V191H28V193L31 191L32 192V194L33 195H30V194H28V193H26V196L24 197V195H25V193H24V191H22V188H23V190L25 189V188ZM68 187V188H67ZM70 187V188H69ZM79 187V189L78 190H80L81 188ZM33 188V189H32ZM48 188V190H46ZM65 188H67V189H65ZM133 188V187H132ZM132 188H129L128 189V187H125L124 189H123V187L121 186L120 188H119V191L117 190L116 192H115V194H116V196L118 195V196H120V204L118 205V206H120L122 209H123V211H124V213L125 214H133V212L132 211H130V210H132V208H135V207H140L139 209L138 208H136L135 210L133 209V211H136L137 209V211L138 212H140V214L136 211V214H137V216H141V213H143L142 214V216L143 215H150L149 217H150V219H149V217H148V219H147V223L148 222H151V220L152 221H155V223L157 224V225H164L165 227H166V231H165V233H164V235H158L156 232V230H155V233H153V231H152V233H151V237L153 238V240H154V244L156 245L155 247H156V251H160V253H159V258L161 259H163V262H165L164 264H199V262L201 263V264H205V262H203L202 260H199V258H198V253L200 252V248H198L199 246H196L197 244H198V241H200L202 238L204 239H202L201 240V242H204V241H208L209 239H212V240H217V239H220L223 235H224V233L226 232V230H225V228L223 227H216L215 229H216V231H215V229L213 230V232L212 233H210V231L208 232V233H206V234H209V235H205V237H202L201 236V239H199L200 238V236H199V233H196V232H200L202 229H204V228H206V227H204V225L205 226H207L206 225V223L204 224V223H200L201 222V219H199L200 217H199V214H197L198 212H197V209H196V207H195V205H196V203H191V206L190 205H188L189 203H185V205L186 206H188V207H186L183 203H181V205L183 204V206H180L179 207V210H180V212L177 210V207H176V203H173L174 202V194H173V192H174V190H173V188L171 189V191L169 192V196L168 197H171V198H167V200H166V202L168 201V203H166V202H164V203H148V205H147V203H144L145 202V200H144V198H141L140 196H139V194H140V192H138V188H137V186H135L134 187V189H132ZM190 188V189H189ZM36 189V190H35ZM54 189V190H53ZM64 191H63V190ZM69 189H71V190H69ZM121 189V190H120ZM126 189V190H125ZM35 190V191H34ZM51 190V191H50ZM59 190V191H58ZM106 190L108 191V189L106 188ZM125 190V191H124ZM152 190V189H151ZM185 190V191H184ZM189 190H190V192H189ZM46 191V193H44ZM48 191V192H47ZM67 191V192H66ZM127 191V192H126ZM35 192H37V193H35ZM62 192V193H61ZM65 192V193H64ZM118 192V193H117ZM129 192H131V193H134V194H132L133 195V200L131 201V202H129V199L131 198V196H129V195H131V193H129ZM136 192V193H135ZM183 192H185L184 194H183ZM43 193V195H40V194H42ZM127 195H125V194ZM187 193V194H186ZM188 193H189V195H188ZM22 194V195H21ZM24 194V195H23ZM34 194H37V195H34ZM39 194V195H38ZM51 194H52V196H51ZM66 195H68V193L66 194ZM135 195V196H134ZM138 195V196H137ZM185 195V196H184ZM223 195V194H222ZM221 194H218L217 195V197L218 196H222ZM27 196H33V197H30L29 198V200H27ZM37 196V197H36ZM126 196V197H125ZM184 196V197H183ZM21 197V198H20ZM23 197V198H22ZM42 197V198H41ZM52 197V198H51ZM129 199H128V198ZM144 197V196H143ZM39 198H40V200H39ZM49 198H51V199H49ZM136 198V199H135ZM138 198V199H137ZM219 198V197H218ZM221 198V199H220ZM219 199L222 201V197H220ZM2 199V200H1ZM33 201H31V200ZM21 200V201H20ZM25 200H26V202H25ZM37 200H39V201H37ZM136 200V201H135ZM138 200V201H137ZM139 200H141L140 202H139ZM144 202H143V201ZM171 200V201H170ZM219 200V201H220ZM2 201V202H1ZM6 201H8L7 203H6ZM25 203H24V202ZM31 201V203H32V205H31V203H29ZM134 201V202H133ZM37 202L39 203H43V206L45 207V211H46V214H47V212H48V214L47 215H44L45 214V211H42V210H39V209H41V206L39 205H37ZM136 202L138 203V205L136 204ZM171 204H170V203ZM27 205L28 204V206H24V209L25 210H23V207H21L20 205ZM27 203V204H26ZM130 205H129V204ZM134 203H135V205H134ZM19 206H18V205ZM52 203H50V205H51ZM77 204L78 203H73V205L74 206H77ZM132 204H133V206H132ZM141 206H140V205ZM171 206H170V205ZM172 204L174 205V206H172ZM180 204V203H179ZM6 205V206H5ZM11 205H12V207H11ZM15 205V206H14ZM17 205V206H16ZM35 207H34V206ZM53 205H54V203L51 205V206H49V207H51V208H53ZM144 205V206H143ZM162 205V206H161ZM164 205V206H163ZM168 206V208H167V206ZM38 206V207H37ZM130 206V207H129ZM135 206V207H134ZM151 208H150V207ZM161 206V207H160ZM194 206V207H193ZM5 207H7V208H5ZM26 207H28L27 209H26ZM40 207V208H39ZM148 207V208H147ZM176 209H174V208ZM181 207H184V209L183 208H181ZM186 207V208H185ZM190 207V208H189ZM11 208V210H9V211H7L8 209H10ZM22 210H21V209ZM130 208V209H129ZM157 208V209H156ZM159 208H161V209H163V210H165V211H163V210H161V209H159ZM16 209V210H15ZM18 209V210H17ZM20 209V210H19ZM30 209V210H29ZM148 209V210H147ZM152 209H153V211H152ZM159 209V210H158ZM173 209H174V211H173ZM191 209V210H190ZM143 210V211H142ZM183 210V211H182ZM194 210H196V211H193ZM3 211V212H2ZM23 211H25L24 213H23ZM36 211H37V215H36ZM41 211V213H42V215H41V213H39ZM148 211V212H147ZM150 211H152V213L150 212ZM160 211V212H159ZM192 211V212H191ZM9 212H13V214H17L16 216V219L15 220H10V217H9ZM30 214H29V213ZM34 212V214H35V216H34V214H32L31 215V213H33ZM150 212V213H149ZM156 212H159V214L161 213V215H162V213L163 212H165V213H163V215L162 216H159L158 217V213H156V215H155V213ZM175 212V213H174ZM184 212V214H181V213H183ZM44 213V214H43ZM149 213V214H148ZM178 213L180 214V217L178 218V220L180 219V221L181 222H183V223H181V226H182V228H181V226H180V230H182V231H180L181 232V234H184V235H182L181 236V234H179L178 236H176L177 235V232L176 231H178V230H175L177 227V225L175 224V223H177V217H178ZM186 213V214H185ZM189 215H188V214ZM191 213H192V215H191ZM6 214V215H5ZM19 214V215H18ZM39 214V215H38ZM99 215H97V214H95V215H93V216H91V217H93L92 218V222L95 224V223H97L98 222V220L102 223L103 222V217H102V215L100 214V213H98ZM134 214H135V212H134ZM151 214H152V216H151ZM171 214H172V216H171ZM175 214V215H174ZM195 214V215H194ZM5 215V216H4ZM101 215V216H100ZM167 217H166V216ZM177 215V217H175ZM181 215L183 216V218H181ZM184 215H186V216H184ZM191 215V216H190ZM30 216V217H29ZM32 216V217H31ZM48 216V218H46V217ZM134 216V215H133ZM136 216V215H135ZM165 216V217H164ZM170 216V217H169ZM193 216V217H192ZM197 216V217H196ZM156 217H158V218H156ZM197 218V220L195 221V219ZM199 217V218H198ZM32 218H36V220H34V219H32ZM40 218H41V220H43L42 222H41V220H40ZM101 218V219H100ZM163 218V219H162ZM173 218V219H172ZM189 218V219H188ZM192 218V219H191ZM208 219L210 218V217H207ZM206 218V220L208 221V219ZM242 218V220L243 219H245V217H241ZM241 218H240V220H241ZM39 219V220H38ZM48 219V220H47ZM158 219V220H157ZM161 219V220H160ZM172 219V220H171ZM175 219H176V221H175ZM184 219H185V221H184ZM94 220H97V221H94ZM102 220V221H101ZM163 220H164V222H163ZM193 220H194V224H196L195 226H197L196 228L194 227V225L193 224H190V223H192L193 222ZM200 220V222H198ZM203 220H205V218L203 219ZM234 220V218H232L231 219V221H233ZM242 220L237 224V226L238 227H244L245 226V229L243 228L242 229V231L244 230V232L246 233L247 232V230H246V228H247V226H246V224H244L245 222H243V224H242ZM245 220H247V219H245ZM3 221V222H2ZM26 221V222H25ZM33 221H38V222H34L33 223ZM158 221V222H157ZM170 221V222H169ZM173 221H175V222H173ZM30 222H32V223H30ZM160 222V223H159ZM166 222V223H165ZM189 223V226H193V228H192V226H191V228L188 226V224L187 223ZM198 222V223H197ZM39 223V224H40ZM46 223V224H45ZM143 223V222H142ZM141 223V224H142ZM172 223V224H171ZM174 223V224H173ZM184 223H186V225L187 226H185V227H187V228H184V226H183V224ZM241 223V224H240ZM29 224V225H28ZM33 225V226H35V225H37V226H35V227H31V225ZM43 224V225H42ZM51 224V225H50ZM98 224V223H97ZM96 224V226H97V228H96V226H95V228H96V231H95V235H94V237L96 238H101V235L102 236H104L105 234V231H104V228H101V226L99 225H97ZM168 224H170L171 226H174V227H171L170 225H168ZM200 224V225H199ZM204 224V225H203ZM258 224H260V223H258ZM45 225V226H44ZM185 225V224H184ZM203 225V226H202ZM51 226V227H50ZM142 226H144V225H142ZM146 227L148 226L147 224L145 225ZM169 227V230H167L168 229V227ZM200 226H202V228L200 227ZM30 227V228H29ZM43 227V228H42ZM176 227V228H175ZM189 227V228H188ZM200 229H199V228ZM47 230H46V229ZM55 228H56V230L58 231H56L55 230ZM172 228V229H171ZM184 228V229H183ZM34 229V230H33ZM48 229H49V231H48ZM52 229H53V231H52ZM101 229V230H100ZM186 229H187V232H186ZM188 229H190L191 230V232H190V230H188ZM193 229V230H192ZM196 229V230H195ZM218 229V230H217ZM224 231H223V230ZM98 230V231H97ZM172 230V231H171ZM185 230V231H184ZM7 233H6V232ZM23 231H25V232H23ZM100 231V232H99ZM102 231V232H101ZM23 232V233H22ZM51 232H53V233H51ZM55 232V233H54ZM57 232V233H56ZM170 232V233H169ZM174 232V233H173ZM176 232V233H175ZM7 234V236H6V234ZM47 233V234H46ZM52 235H51V234ZM98 233L100 234V236L98 235ZM189 233H192L193 235V238H192V236H190L191 234H189ZM23 234V235H22ZM55 236H54V235ZM61 234V235H60ZM97 234V235H96ZM168 234V235H167ZM174 234V235H173ZM189 235V236H187V235ZM194 234H196V236H194ZM220 234V235H219ZM46 235V236H45ZM156 235H158L159 237H156ZM199 237H198V236ZM212 235V236H211ZM148 236H149V234H148ZM154 236H155V239H154ZM161 236V237H160ZM166 236V237H165ZM181 238H180V237ZM186 238H189V239H187V240H189L190 241V238H192V242L190 241V244L189 245H187L188 243V241L184 238V237ZM208 236H210L209 237V239H207L206 240V238H208ZM8 237V238H7ZM24 237V238H23ZM47 237V238H46ZM57 237V238H56ZM165 239H164V238ZM174 237V238H173ZM176 237H178V238H180V239H177ZM56 238V239H55ZM109 238L110 239H104L102 242H101V245L103 244V242L105 243V240H106V242L108 241V243H109V246H111L108 250H107V252H106V254L110 257L111 256V258H109V260H108V263H109V261L111 262V263H109V264H118V262H121V263H119V264H140L141 262L139 261L138 262V260L136 261V260H134L133 259V257H132V255L130 256V255H128V253H122V252H120V251H118V249H120V246H118L119 244H112V245H110V243L112 242V240H111V238H112V236L110 237L109 236ZM167 238V239H166ZM176 238V239H175ZM195 238V239H194ZM196 238H198L197 239V241H196V243L197 244H195V240H196ZM60 239L62 240V241H60ZM159 241H158V240ZM164 239V240H163ZM183 239L185 240V242H182L183 241ZM111 240V241H110ZM169 242V243H167V241ZM54 241V242H53ZM173 241V242H172ZM187 241V242H186ZM20 242V243H19ZM55 242H57L56 244H55ZM62 242H63V245H61L62 244ZM71 243H73V241L71 240L70 241ZM81 242V241H80ZM165 244H164V243ZM177 242V243H176ZM179 242V243H178ZM53 243V244H52ZM60 245H59V244ZM160 243H161V245H160ZM176 243V244H175ZM181 243V244H180ZM184 243V245H182ZM193 243H194V245H195V247H197L196 249L194 248V246H193ZM18 244V245H17ZM55 244V245H54ZM187 246H186V245ZM237 244H239L240 245V247H242L241 246V244H243V243H241V242H238ZM236 243L233 245V247H235V249H237V248H239L238 247V245H237ZM9 245V246H10ZM51 245V246H50ZM101 245H99V246H101ZM114 245V246H113ZM173 245H175V248L177 249L178 248V246L180 247V249H178L177 250V252H176V249L174 248V246ZM243 245H246V243H244ZM56 246H60L59 248L58 247H56ZM115 247L114 249H113V247ZM173 246V247H172ZM182 246H186V248L185 247H182ZM189 246H193L192 248H194L195 249V251H194V249H193V251H192V248L190 249V247ZM51 247H53V248H55L56 249V251L57 252H55L54 251V249L53 248H51ZM106 247H108V245L106 244ZM118 247V249H116ZM168 247V248H167ZM159 248V249H158ZM170 248V249H169ZM189 248V249H188ZM202 248L204 249L205 247H203L202 246ZM50 249V250H49ZM52 249H53V251L55 252V256L54 255H52V257H51V255H48V254H51V253H53V251H52ZM164 249L165 250H171V251H173L172 253H170V254H172V255H166L165 257L163 256V251H164ZM185 249H187V250H185ZM161 250H162V252H161ZM181 251V257H180V251ZM183 250V251H182ZM49 251V252H48ZM52 251V252H51ZM111 251V252H110ZM116 251V252H115ZM118 251V252H117ZM184 251H186L187 253H185ZM189 251V252H188ZM198 251V252H197ZM67 252V253H66ZM191 252V253H190ZM59 253V254H58ZM64 255H62V254ZM90 253H92V251H90L89 252V255L88 256H91L92 257V259L93 260H98V261H102V259L100 258V257H98V255L97 254H99V253H97L96 254V256L95 255H93V254H91L90 255ZM109 253V254H108ZM196 253H197V256H196ZM112 254H113V256H112ZM177 254V255H176ZM193 254V255H192ZM114 255H116L117 257H119L120 256V258H118V259H116L117 257L116 256H114ZM119 255V256H118ZM126 255H128L127 257H130V258H127L126 257ZM174 255V256H173ZM185 255V256H184ZM187 255V256H186ZM189 255H190V258H189ZM47 256H45V257H47ZM55 257V260L53 259L54 257ZM168 256V257H167ZM176 256V257H175ZM193 256H195L196 258H198V260L197 259H195V257H193ZM61 257V258H60ZM84 256H82V259L85 261V258H83ZM94 257H96V258H94ZM98 257V258H97ZM126 257V259L125 260H123L122 258H125ZM180 257V258H179ZM132 258V259H131ZM164 258H166V260L164 259ZM172 258H173V261H172ZM182 258V259H181ZM184 258V259H183ZM186 258V259H185ZM47 259V258H46ZM49 259V261H50V264H51V260ZM161 259V260H162ZM168 259V260H167ZM178 259H180V260H178ZM191 259V260H190ZM214 259V260H213ZM114 260V261H113ZM120 260V261H119ZM194 260V261H193ZM196 260V261H195ZM217 260V263L215 262ZM58 261V262H57ZM112 261H113V263H112ZM124 261V262H123ZM169 261V262H168ZM170 261H171V263H170ZM187 261V262H186ZM218 261H219V263L220 264H234V262H232V261H228V260H223V259H217V258H211L210 259V261H209V259H208V262L206 263V264H211V262H213L212 264H219L218 263ZM224 261V262H223ZM226 261V262H225ZM59 262H61V263H59ZM179 262V263H178ZM198 262V263H197ZM236 262V264H237V261H235ZM106 263H107V261H106ZM142 264V263H141ZM150 264H155V263H150Z\"/></svg>",
	"mask_w": 264,
	"mask_h": 264
}]
</instances>
